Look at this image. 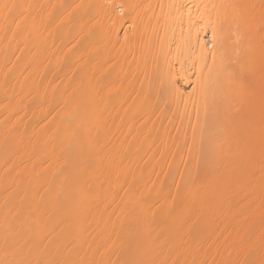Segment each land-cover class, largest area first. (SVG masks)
Here are the masks:
<instances>
[{"label": "rangeland", "instance_id": "obj_1", "mask_svg": "<svg viewBox=\"0 0 264 264\" xmlns=\"http://www.w3.org/2000/svg\"><path fill=\"white\" fill-rule=\"evenodd\" d=\"M108 1V2H107ZM110 1H112L113 3H111L110 4ZM116 1V2H115ZM95 0V1H91V0H25V5H26V3H27V5L25 6L26 8V10L24 9V11H22V15H23V17H24V19H26L23 23H24V27L26 28V29H24V27H23V30H24V32H25V36H26V38L25 39H23V41H22V39H21V36H20V39H16L15 41L17 42V40H19V41H21V43H22V45H21V43L19 44L18 43V45L20 46H26V47H24V48H26V55H25V58H22V57H24V56H22V55H24V53H22V57L21 56H17V54H19V52H17V50L14 48V52H13V50H11V49H13L12 48V44L11 45H6L7 43H10L11 41H10V39L11 40H14L16 37V35L14 36H9V35H11V32H12V28H11V26L12 25H14L13 23H11L7 28H6V30L8 31V36L10 37H8L9 38V40H8V38H6V41H5V38H4V40L3 41H1L0 42V48L2 49V51H1V49H0V51H1V53H2V56H1V53H0V57H4V55H3V49H4V47H5V49H6V47H8L7 48V50H6V54L11 50L14 54H12V52L10 53L9 52V54H7L8 56H6V58L8 57H10L9 59L7 58H3L4 59V65H3V70H5L4 71V73L6 72V70L8 71V66H7V64L9 65L10 63L9 62H15L16 61V59H18L19 61H20V59L22 58V62L21 63H23L22 65H25V67H23V68H26V71H28L27 72V75L29 76V79H28V82L27 83H31V81H32V84H30V85H28L29 86V88H32V87H30V86H34L35 84V87H36V89L37 90H39V88H40V90H44L43 89V87H49V88H55L56 86H58V90H62V89H60V88H65V86L68 88V87H70L71 88V86L72 87H74L73 88V90L75 89V87H81L80 85H82V88L85 86V88H88L89 86L88 85H90V91H91V87H94L93 85H95L96 87L98 86V87H100V88H103V90L105 89L104 87L105 86H107V89H108V87H110V86H112V85H114L113 83H116L115 85H117L118 87H120V88H122L121 89V93H120V96L119 97H122V101L120 102L121 104H122V106H121V104L118 106L117 105V109L118 110H115L114 111V116H111V115H113V112L110 114V116H108L109 115V113L107 112V110H109L110 111V109H109V105H107V107H106V104L104 105V107L105 108H103L104 110L106 109V117L104 116V115H102V116H104L105 118H104V122H102L103 120V117L101 116L100 117V115L98 116V115H96V116H94V118H92L93 120H95V121H90V119H91V115L89 116V117H87V119L86 120H89V122L88 121H86L84 118L86 117H84L83 118V121L82 120H80V119H82V118H80V115H77V114H75L74 112V115H77V116H75V118H74V116H73V140H76V137L78 136V139H79V141H81L80 139H81V137H82V140L83 141H85V142H83L84 143V145H85V143L87 142L88 143V145H90V141H89V139H87L88 138V136L89 135H91V137H92V134H91V132H92V127H91V125L92 126H94V129H95V127H101L100 125H102V127L104 126H106L104 123L107 121V119L108 118H114V119H112V122L114 123V124H117L118 125V123H120V120H121V118L122 117H124V118H122L123 120L124 119H126L127 118V120H125L124 122H123V120H122V124H120L119 126H120V128H122L124 125H125V127H124V129H126L127 128V126H126V124H128V126L130 125L129 124V122H131L132 120H131V118L133 119V121L131 122L132 124L133 123H135L134 122V119H137L138 118V120H142V122L143 123H145V120L147 121V119L149 118V120H155V123L153 122L152 123V126H153V130H152V128H151V130L152 131H150V133H148L149 135H147V134H145L144 135V137L146 136V137H150V136H152L153 138H155V136L153 135V134H156V133H154V132H157V135H163V137L161 138V139H163V140H161V143H162V141L164 142L167 138H168V140L170 141V139L172 140L171 141V143H170V146H171V144L172 145H174V146H172L171 148H169V149H167V146L166 147H164V148H162V147H160L161 145H160V142H158V139L160 138V137H158V136H156L157 138L155 139L156 141H154V140H152V141H154L156 144H159V146H157V148H156V150H155V154H154V156H153V158H155L154 159V162H152V164H151V166H147V164L146 165H143L144 164V162H141V160H139V162H141V163H139V162H136V164L137 163H139V165H138V167H136L137 165L135 164V160L133 159V161H131V162H134V164H135V167H134V165H132V167H131V165L129 166H127V164H125V165H123V167L121 166V168L122 169H119L118 170V172H117V176L115 175V178L117 179V177L119 178V180L120 179H122L123 177H125L126 176V174L124 175V173L126 172H128L127 173V178L125 177V178H123V179H129L130 177L128 176V175H132V176H134V174H136L137 176L138 175H140V172H141V170H142V167L143 166H145V167H147L146 169L148 170V167H150L149 168V170L148 171H153V169H154V171L151 173V174H153V177L156 175V174H158V173H156L155 174V172H156V170H158L160 167V170H161V172H163L162 174H161V172L159 173V175H158V177H157V175H156V177L157 178H154L155 180H156V185H155V187L157 188V190L158 189H160L161 191H163L164 189L167 191V192H165V190H164V192H163V196L166 194H168V195H170V196H168L167 195V197L166 196H164V197H161V199H160V196H161V193L160 192H158L156 195H160L158 198L159 199H157L156 198V196H154L152 193H154V192H151V194L150 195H153L155 198L153 199L152 198V200L154 201V202H151L152 200L150 199H148L149 201V203H151L150 204V207L149 208H151L152 207V209H156V207H157V209L158 210H160V211H158V213L156 214V216H155V213L153 214V212H151L152 214H153V217H151L152 216V214L149 212V214L148 213H146V215H145V213H143L146 217H144V215H142L141 216V214H140V216L142 217H140V216H138V213L136 212V209L135 210H133V207L131 206V205H128V206H131V210H133V211H135L136 213H137V215H135L134 213H133V211L131 212V217H130V219L128 220V221H130V222H132V224H133V230H134V232H132V230H130L132 233H131V235H129V240L131 239V241L133 240V243H134V247L136 246V250L134 249V254H137L138 256H140L139 254H143V253H147L148 251H150V252H152V254H150V252L148 253V254H146L147 255V257L149 258H147L146 257V260H145V254L143 255L144 257V262H142L143 264H146L145 262L148 260H150V257L151 256H153V257H157L158 258V256H159V254H160V256H162V254L164 253L166 256L168 255L169 256V259H171V256H172V252L173 253H175L174 251L177 249H174V246H176L174 243H175V241H173V239H175V240H177L178 239V233L176 232V231H178L179 233L182 231L183 232V230H182V228H180L181 230H179V229H175L176 231H173L174 232V234H175V232L177 233L176 235H177V239H176V237L174 238V236H173V232L172 231H169L171 234H172V236H173V239H172V241L174 242V243H170V245L172 246H170L169 245V243L168 242H172V241H169L170 239H171V234L169 235V234H165L166 235V237H164V233H163V231H165L166 229H164V230H162L163 229V226L165 227L166 225V223L164 224V222H167V223H169V220L171 219L170 217H173V220L171 219V221H174L175 219L174 218H176L175 216H179V215H173V216H171V214L173 213V214H176V212H177V210H178V208L180 207H178L177 205H181L182 204V206H184V205H186V202L189 204V207H187V209H189L190 210V212H189V216L191 215V216H194L195 215V213L197 212H199V210L201 209V211L202 210H205V207H203L202 205L204 204V206H205V204H206V202H205V199L208 201V199L209 198H211L210 199V204H212L211 203V200H212V202L214 203V206H215V204L217 205L218 204V206L217 207H219V202H220V204H221V206L219 207V208H221L222 206H223V208L224 207H226V208H224L225 210H223V209H219L220 211V213L218 212V217L220 218V220L222 219V221H224L225 220V222L226 221H230V223L231 222H233V220H234V222H235V219H236V215H237V217H238V214H235V211H236V213H239V211H240V209H239V211L237 212V210H235V209H237V206H239V203H240V199L238 198V201H237V206H236V208H234V207H232L231 208V201H234L233 199H232V193L230 194V196H231V198H230V196H228L229 195V192L228 191H225V186L226 185H228L229 183H230V181L229 180H227V182H225L226 181V179H225V181H224V176H226V175H224V174H226V173H224L223 175H222V171L220 170V169H222V167H223V164H226L227 166L229 165L230 167H232L233 168V166H237V165H235L236 164V161H237V159L235 160V157H238L239 156V154L241 155V153L244 151V155L243 156H245V154L247 155V158L249 159L248 160V162H249V167H251L250 166V163L252 162V161H254L256 158H258V156H256V152H258V153H261V151H262V149L264 148V144L262 145V143H264V139H263V134H264V0H246V2H244V0H242V2H241V4H245L244 6H245V8H246V10H244L243 9V7H241L240 6V4L238 5V3H240V0H207V2H209V3H207L206 2V0H205V2H206V4L207 5H210V6H207L206 4H205V2H204V4L206 5L205 7L207 8V11L209 12V11H211L212 10V13L211 14H207V17H206V15H205V17L203 18H201L202 20L203 19H205L206 18V20H204V21H207L208 19V22L206 23V24H204V26L202 27V29L201 30H203V29H208V31H207V29H206V32L205 33H208V35H211L213 32H210V30L212 31V29L214 30V34H216L217 35V37L220 39V37H221V39L216 43V44H219V45H217L216 46V44H215V46L213 45L214 43H209L208 42V45H207V52H208V50L210 49V51H212L211 49H213V51L210 53V51L208 52V55H207V53H202L201 54V52H199L198 50H196V47L195 46H193L192 44H191V41H189L188 42V37L190 36V35H194V34H192V31L194 30V32H196V27H194L195 26V24L194 25H191V27L193 26V29H191L190 30V32L188 33V34H190V35H188L187 34V36L188 37H186V38H183V39H181L182 37H181V35L183 36V33H185V31H184V28H182V29H180V30H182V33H180L179 32V30H178V26H177V23L179 22V20L176 18V17H178L179 16V14L182 12V14H180V15H183V16H185V15H187V14H185L187 11H185L184 9L183 10H181L180 11V13H179V11L177 12L178 14V16L175 14H173L172 15V12H171V14H170V11H172V8H171V10H170V8L169 9H167L166 7H169L168 5L165 7V6H163V7H161V8H158V6L160 7L161 5V3L159 4L158 3V0H151L152 2L150 3V0ZM117 1H118V3H117ZM149 1V3H147ZM236 1H238L237 3H236ZM252 1V2H251ZM95 2H98V3H95ZM106 2V4H108V5H111V6H109V8L111 9V10H115V12H117L118 14V16H119V18H117L116 19V21L115 20H108V19H106V17H104V16H106L105 14H103L102 15V12H101V8L99 9V7L98 6H100L101 7V5L102 4H104ZM121 4H120V3ZM157 2V3H156ZM159 2H161V1H159ZM250 2V3H249ZM256 4H255V3ZM102 3V4H101ZM213 3V4H212ZM263 5H262V4ZM113 4V5H112ZM151 4H153V5H151ZM155 4V5H154ZM158 6H157V5ZM212 4V5H211ZM234 4V5H233ZM247 4H249V5H247ZM254 4H255V6H254ZM119 5V6H118ZM250 5H252V6H250ZM241 8H240V7ZM248 6H249V11L251 12L252 10V12L250 13L248 10H247V8H248ZM261 6H263V7H261ZM113 7H114V9H113ZM211 7H213V9H218V10H215L216 12H218V11H220V12H218V13H215V11H213V9L211 8ZM216 7H218V8H216ZM220 7V8H219ZM226 8V9H223V10H221L222 8ZM252 7V8H251ZM260 7V8H259ZM108 8V9H109ZM211 8V9H210ZM237 8L239 9V11L237 10ZM259 8V9H258ZM261 8H262V11H261ZM108 9H106V11L108 10ZM165 9H167L166 11H165ZM236 9V10H235ZM242 9H243V12L241 13V11H242ZM162 10V11H161ZM255 10H256V12H255ZM164 11V12H163ZM185 11V12H184ZM238 11V12H237ZM248 11V12H247ZM100 12H101V15H100ZM165 12H166V14L168 15V14H170V15H172V16H170V20L171 21H173V24H172V22H171V24L168 22H165V23H167V24H170V26L169 25H166V27L168 28H165V23H163V21H162V23H163V25H162V23H160V21L163 19L164 21H165ZM169 12V13H168ZM193 12L195 13L196 12V15L197 16H199V15H201L200 13H198V11L197 10H195V9H193L192 10V12H191V15L193 16ZM216 14V16H217V19H216V16H214L215 14ZM222 12V14H220ZM240 12V13H239ZM255 13V16H254V13ZM261 12V13H260ZM245 14V15H244ZM252 14H253V16H252ZM26 15H27V17H26ZM189 16V18H192V16ZM236 15L238 16V18L236 17ZM121 16V17H120ZM169 16V15H168ZM174 16V17H173ZM210 18H209V17ZM213 16V17H212ZM235 16V17H234ZM242 16V17H241ZM26 17V18H25ZM218 17H219V19H218ZM244 17V18H243ZM253 17L255 18V21H254V19H253ZM176 18V19H175ZM208 18V19H207ZM215 18V19H214ZM236 18V19H235ZM258 18V19H257ZM120 19V20H119ZM174 19L177 21H175L176 22V24L174 25ZM212 19V20H211ZM244 19V20H243ZM247 19V20H246ZM159 20V21H158ZM231 20V21H230ZM252 20V21H251ZM121 21V22H120ZM215 23H214V22ZM251 21V22H250ZM118 22V23H117ZM154 22H156V25H154L155 23ZM212 24H211V23ZM250 22V23H249ZM255 22V23H254ZM117 23V24H116ZM157 23H160V27L157 25ZM243 23V24H242ZM254 23V24H253ZM26 24V25H25ZM112 24H115V25H113V27L115 28V27H117L118 26V28H115V30H117V33L119 34V38H118V41H115V44L114 43H111L112 42V40L110 41H108V43H111V44H108V43H106V41H105V32L106 31H108L109 29H111V26H112ZM120 24V25H119ZM211 24V25H210ZM236 24H238V26L236 25ZM250 24V25H249ZM253 24V25H252ZM256 24V25H255ZM173 25V26H172ZM179 25V24H178ZM210 27H209V26ZM213 25V26H212ZM216 25H217V27H216ZM245 25V26H244ZM156 26V27H155ZM172 26V27H171ZM177 28H176V27ZM197 26V25H196ZM208 26V27H207ZM212 26V27H211ZM231 26H232V28H231ZM239 26L241 27V28H239ZM244 26V27H243ZM120 27V28H119ZM159 27V28H158ZM164 27V28H163ZM214 27V28H213ZM236 27H238L239 29H236ZM160 28H162V29H160ZM170 28H172L173 29V31H172V29H170ZM175 28H176V30H175ZM179 28H181V26L179 27ZM215 28L217 29V28H219V29H217V30H219V31H217V32H215ZM225 28V29H224ZM235 28V29H234ZM166 29V30H165ZM231 29V30H230ZM11 30V31H10ZM165 30V31H164ZM169 30V31H168ZM230 30V31H229ZM234 30V31H233ZM7 31H6V34H7ZM156 31L158 32V33H156ZM160 31V32H159ZM161 31H163V32H161ZM184 31V32H183ZM204 31V30H203ZM226 31L228 32V33H226ZM9 32H10V34H9ZM167 32H169V33H167ZM171 32V33H170ZM197 32H198V30H197ZM231 32V33H230ZM27 33V34H26ZM155 34V36H154V34ZM165 33V34H164ZM166 33H167V35H166ZM177 33H179V35H180V37H179V35L177 34ZM211 33V34H210ZM219 33V34H218ZM225 33H226V35H225ZM161 34H163V37H161L162 35ZM170 34V35H169ZM228 34V35H227ZM37 35V36H36ZM178 35V36H177ZM184 35H186V33L184 34ZM222 35V36H221ZM253 35V36H252ZM27 36H28V38H29V41H26V42H24V40H28V38H27ZM34 36V37H33ZM121 36V37H120ZM153 36H154V38H153ZM14 37V38H13ZM36 37V38H35ZM165 37V38H164ZM183 37H185V36H183ZM224 37V38H223ZM231 37V38H230ZM253 37V38H252ZM13 38V39H12ZM19 38V37H18ZM35 38V39H34ZM150 38L152 39L151 41H150ZM163 38V39H162ZM190 38H191V36H190ZM34 39V40H33ZM159 39V40H158ZM162 39V40H161ZM165 39H166V41H165ZM187 39V40H186ZM226 39V40H225ZM117 40V39H116ZM155 40V41H154ZM160 40H161V43H160ZM170 40V42H168ZM121 41V42H120ZM148 41V42H147ZM176 41V42H175ZM179 41V42H178ZM180 41H182V42H180ZM184 41V42H183ZM187 43H186V42ZM206 41H207V39H206ZM221 41V42H220ZM2 42H5V46H4V43H3V46H2ZM7 42V43H6ZM27 45H26V44ZM147 45H146V44ZM152 44V45H150V44ZM191 44V46L189 45V44ZM17 44V43H16ZM155 44V45H154ZM176 44H178V46H179V48H178V46L176 45ZM182 44V45H181ZM184 44H185V46H184ZM222 44V45H221ZM225 44V45H224ZM18 45H15V46H18ZM108 45V46H107ZM111 45H113V46H111ZM157 45V46H156ZM159 45V46H158ZM161 45V46H160ZM167 45V46H166ZM20 46V47H21ZM28 46V47H27ZM150 46V47H149ZM153 46H154V48H153ZM175 46V47H174ZM183 48H182V47ZM220 46V47H219ZM223 46V47H222ZM3 47V48H2ZM9 47H11V49H9ZM107 47V48H106ZM113 47V48H112ZM149 47V48H148ZM161 48V49H159V48ZM185 47V48H184ZM196 50V51H198V53L197 52H195L194 51V49ZM212 47V48H211ZM216 47V48H215ZM217 47H219L218 49H217ZM222 47V48H221ZM109 48H110V50H109ZM152 48L154 49V50H152ZM169 48V49H168ZM173 48V49H172ZM9 49V50H8ZM113 49V50H112ZM177 49V50H176ZM215 49H216V52H215ZM219 49H221V50H219ZM239 49V50H238ZM246 49V50H245ZM18 50H20V49H18ZM5 51V50H4ZM8 51V52H7ZM161 51V52H160ZM222 51V52H221ZM169 52V53H168ZM186 52H187V54H186ZM233 52V53H232ZM5 53V52H4ZM17 53V54H16ZM165 53V54H164ZM200 53V54H199ZM210 53V54H209ZM16 54V56H17V58L14 56ZM105 54H107L108 55V57H107V55H105ZM163 54V55H162ZM179 56H178V55ZM181 54V55H180ZM205 54V55H204ZM236 54V55H235ZM161 55V56H160ZM174 55V56H173ZM182 55H184V56H182ZM213 56V58H212V56ZM218 55V56H217ZM107 58H106V57ZM109 56H111V57H109ZM112 56L114 57V58H112ZM178 56V57H177ZM181 56V57H180ZM187 56V57H186ZM12 57H13V59H12ZM20 59H19V58ZM175 57V58H174ZM14 58H16V59H14ZM109 58V59H108ZM112 60H111V59ZM2 59V58H1ZM23 59H26V60H23ZM180 59H181V61H180ZM6 60V61H5ZM13 60H15V61H13ZM108 60V61H107ZM214 60H216L215 62H214ZM18 61V62H19ZM194 61V62H193ZM199 61V63L197 64V62ZM7 62V63H6ZM19 62V63H20ZM27 62V63H26ZM108 62V63H107ZM179 62H181V63H179ZM183 62V63H182ZM190 62V63H189ZM210 62V63H209ZM214 62V63H213ZM17 63V62H16ZM25 63V64H24ZM185 63V64H184ZM189 63V64H188ZM12 64V63H11ZM15 64V63H14ZM27 64V65H26ZM111 66H109V65ZM115 65V67H116V69H115V67H114V65ZM178 64H180V66L182 67L183 66V68L181 69V67L180 66H178ZM211 64H212V66H211ZM13 65V64H12ZM19 64H16V66H18ZM22 65H21V67H22ZM112 65H113V67H112ZM185 65V66H184ZM207 65H210V66H207ZM7 66V67H6ZM10 66L11 65H9V68H10ZM196 66H199V67H197L196 68ZM201 66V67H200ZM204 66H206V67H204ZM6 67V68H5ZM178 67H179V69H178ZM220 67H221V69H220ZM108 68H109V71H107L106 72V70H108ZM208 68V69H207ZM212 68V69H211ZM10 69H12V68H10ZM181 69V70H180ZM197 69H198V71H197ZM207 69V70H206ZM114 70V71H113ZM193 70V71H192ZM200 70V71H199ZM205 70V71H204ZM209 70V71H208ZM212 70V71H211ZM184 72V74H183V72ZM188 72V73H186V72ZM202 71H203V73H205L204 75L205 76H207L206 78H208V79H205V81H204V75L202 74ZM207 71V72H206ZM220 71V72H219ZM3 72V71H2ZM11 72H13L12 70H11ZM29 72H32V73H30V75L28 74ZM180 72H182L181 74H180ZM195 72V73H194ZM199 72H200V74H201V79H202V84L203 83H205L203 86H201L200 88H199V84L197 85V87L195 88L194 86L196 85H194V83H192L193 81H195V79L197 78V77H199L200 76V74H199ZM214 72V73H213ZM7 73V72H6ZM5 73V75H8V74H6ZM9 73V72H8ZM86 73H88V75L86 74ZM107 73V74H106ZM112 73V74H111ZM163 73V74H162ZM167 73H168V76H167ZM198 73V74H197ZM210 74V76H208V74ZM32 74H34V75H32ZM111 74V75H110ZM173 74V75H172ZM195 74V75H194ZM197 74V75H196ZM220 74V75H219ZM161 75H162V77H164V79H162V78H160L161 77ZM164 75V76H163ZM180 75V76H179ZM182 75V76H181ZM185 76V78H184V76ZM188 75V76H187ZM213 75V76H212ZM217 75V76H216ZM219 75V76H218ZM34 76V77H33ZM107 76V77H106ZM171 76H172V78H171ZM190 76V77H189ZM33 77V78H32ZM91 77V78H90ZM114 77V78H113ZM169 77H170V79H169ZM181 77V78H180ZM187 77V78H186ZM192 77V78H191ZM94 78V79H93ZM110 78V79H109ZM111 78H113V79H111ZM169 79L168 80V82L166 81L167 79ZM193 78H195V79H193ZM217 78V79H216ZM90 81H89V80ZM176 79V80H175ZM179 79V80H178ZM184 79V80H183ZM187 79H190V80H188L187 81ZM211 79V81H209ZM238 80V81H235V80ZM108 80H110V81H108ZM161 80H162V82H161ZM163 80L165 81V84H164V82H163ZM181 80V81H180ZM183 80V81H182ZM197 80V79H196ZM207 80V81H206ZM223 82H222V81ZM79 81V82H78ZM170 81V82H169ZM176 83H175V82ZM209 81V82H208ZM213 81H214V83H213ZM182 82V83H181ZM185 82V83H184ZM207 82V83H206ZM217 82V83H216ZM235 82V83H234ZM239 82V83H238ZM90 83V84H89ZM184 83V84H183ZM188 83V84H187ZM239 84V86L237 85V84ZM71 86H70V85ZM108 84H110V85H108ZM161 84V85H160ZM164 84V85H163ZM179 86H178V85ZM207 84V85H206ZM44 85V86H43ZM47 85V86H46ZM55 85V86H54ZM65 85V86H64ZM76 85V86H75ZM163 85V86H162ZM171 85V86H170ZM235 85H237V86H235ZM53 86V87H52ZM59 86H60V88H59ZM102 86V87H101ZM132 86V87H131ZM165 86V87H164ZM232 86H234V87H232ZM124 87V88H123ZM156 87V88H155ZM158 87H160L161 88V90L162 91H160L159 93H158V90H159V88ZM233 89H232V88ZM28 88V89H29ZM131 88V89H130ZM158 88V89H157ZM191 88V89H190ZM203 88H204V90H203ZM237 88V89H236ZM57 89V88H56ZM124 89V90H123ZM157 89V90H156ZM178 89V90H177ZM198 89V90H197ZM46 90H48V89H46ZM126 90V91H125ZM193 90H195L194 92H193ZM201 90V91H200ZM110 91V90H109ZM190 91V92H189ZM198 91V92H197ZM59 92V91H58ZM61 92V91H60ZM63 92L65 93V89L63 90ZM74 92V91H73ZM76 92H77V89H76ZM111 93L113 92L112 90L110 91ZM109 92V93H110ZM115 92V91H114ZM162 92V93H161ZM181 92V93H180ZM200 92H202V95L200 94ZM62 93V92H61ZM108 93V94H109ZM188 93L190 94V95H188ZM194 93V94H193ZM60 94V93H59ZM63 94V93H62ZM62 94H60L59 95V100L61 101V103H62V100H61V98L62 97H64V96H62L61 97V95ZM90 94V92H89V94L87 95V96H89V97H85V95H84V98H88V99H86V100H88V103H92L93 104V102H92V100H91V97H92V99H93V96ZM107 95V93H105V97L107 98V99H109V97L111 96H113L114 94H112V95H109L108 97L106 96ZM121 95H123V96H121ZM179 95V96H178ZM66 96H68V95H66ZM73 96H74V94H73ZM77 96V95H76ZM103 96H104V94H103ZM127 96V97H126ZM201 96V97H200ZM110 97V98H111ZM168 97H170L169 99H167ZM176 97H177V100H175L176 99ZM84 98H82V99H84ZM90 98V99H89ZM155 98H157V99H155ZM166 98V99H165ZM76 99V98H75ZM112 99V98H111ZM121 99V98H120ZM119 99V100H120ZM164 99V100H163ZM170 99H172V100H170ZM86 100H83L84 102H86ZM125 100V101H124ZM151 100H152V102H151ZM153 100H155V101H153ZM168 100V101H167ZM60 101H58L59 102V104H60ZM63 101H64V99H63ZM103 101H105V100H103ZM162 101V102H161ZM170 101V102H169ZM177 101V102H176ZM3 102V101H2ZM80 102H82V100L80 101ZM106 102H107V100H106ZM155 102V104H153ZM157 102V103H156ZM166 102V103H165ZM73 103H74V100H73ZM77 103V102H76ZM151 103V104H150ZM176 103V104H175ZM3 104V105H2ZM58 104V103H57ZM56 104V106L54 105L53 107H57L58 109H60L59 107H61V105H57ZM85 103H83L82 104V106L83 107H81L80 105H79V107L80 108H86L87 106H89V104H85V105H87V106H85L84 105ZM158 104H160V105H158ZM162 104L164 105V106H162ZM171 104V105H170ZM175 104V105H174ZM153 105V107L155 108V110H154V108L153 107H151V108H153L152 110H154V111H152V110H150L151 108L150 107H148V106H152ZM157 105H158V108H157ZM170 107H169V106ZM213 105V106H212ZM0 106H3V107H1L3 110H1V108H0V110H1V118H3V117H5L6 116V118H4V121H5V124L4 125H1L2 124V122H4V121H2L1 122V127H0V131H2V132H0L1 134L3 133V132H8V133H10L11 134V132H10V129L12 128V126L10 127V125H13V127L15 126V125H17V123H19V125H17V128L18 129H21V124L23 125V122H26V120L28 119L27 118V116H26V118L24 117H22L21 116V118L22 119H18L17 117H19V115L18 114H20L19 112H14V110H15V108L13 109V106L14 105H12L11 107H12V109H10V107H9V109H7L6 108V111H5V106H4V103H1L0 102ZM59 106V107H58ZM78 106V105H77ZM77 106H75V107H77ZM85 106V107H84ZM100 107H102L103 105H99ZM99 106H97V107H99ZM109 106V107H108ZM122 107V108H120L119 109V107ZM148 108H147V107ZM156 106V107H155ZM197 106V107H196ZM74 107V108H75ZM79 107H77V109H80ZM91 107V106H90ZM144 107V108H143ZM145 107H146V109H148V110H146L145 109ZM161 107H163L164 109H162V113L160 112V108ZM167 107V108H166ZM169 107V108H168ZM55 109V108H52L51 109V107H50V109H51V113H50V111H48L50 114H51V119H50V114L46 111V108H44L42 111H45V113L43 114L45 117L44 118H42L43 116L40 114L39 116H37L39 119V121H37L36 119H37V117H33L35 120H36V123L34 122L35 120H33V118H29L30 120L32 119L33 121H32V126L34 127V123H35V126H36V124H37V126L36 127H38V129L40 128V127H42V126H44L43 128H47V126L45 127V125H48V127L50 128V126H53V125H51V121L52 120H54L55 118H53V112H54V114L56 113V111H58V109ZM108 108V109H107ZM111 108V107H110ZM115 108V109H116ZM150 108V109H149ZM157 108V109H156ZM205 108V109H204ZM54 109V110H53ZM76 109V108H75ZM75 109H73V111L75 110ZM87 109V108H86ZM85 109V110H86ZM91 109V108H90ZM97 109V108H96ZM122 109V111L120 112V114H119V110H121ZM168 109V110H167ZM172 109H173V111H172ZM222 109V110H221ZM230 109V110H229ZM244 109V110H243ZM10 110V112H11V114H12V111L15 113V115H12L11 116V114H10V112H8L7 113V111H9ZM48 110H49V108H48ZM149 110L150 111H152L153 112V114L152 115H150V113H148L149 112ZM167 110V111H166ZM214 110H216V111H214ZM5 111V113H3ZM18 111H19V109H18ZM113 111V110H112ZM116 111H117V114H116ZM155 111H157V112H155ZM204 111V112H203ZM201 112V113H200ZM221 112V113H220ZM47 113V114H46ZM204 113V114H203ZM243 113V114H242ZM7 114L8 115H10V117L9 116H7ZM48 114H49V116H48ZM116 114V115H115ZM147 114H149V115H147ZM155 114V116H153ZM156 114H157V116H156ZM211 114V115H210ZM249 114V115H248ZM4 115V116H3ZM120 117H119V116ZM122 115H124V116H122ZM190 115V116H189ZM195 115V116H194ZM201 115V116H200ZM209 115L211 116V117H209ZM254 115V116H253ZM3 116V117H2ZM98 116V118L100 117V118H102L101 119V122L99 121V119H97L96 117ZM108 116V117H107ZM148 116H150V117H148ZM242 116V117H241ZM40 117L43 119H41L42 120V122H41V120H40ZM48 117V118H47ZM126 117V118H125ZM148 117V118H147ZM153 117V118H152ZM156 117H157V120H156ZM187 117H189V121H190V124H192V123H195V121H208L207 123V126H206V128L207 127H209V128H207L208 130L206 131V132H210V136H211V138H213L214 137V135H216L214 138H213V140L211 139L210 141L213 143V142H215V143H213L212 145H214V144H216L213 148L216 150H218V148L220 149V147L222 146V147H225V148H223L222 149V147H221V149H220V151H217L216 150V163H215V165L217 164V162H218V164L219 165H216L215 167H214V169H215V179L217 180H215L214 179V181L212 182L211 181V184H212V186L208 183H206L207 184V186H208V188H205V187H207L204 183H201V180L200 181H198V183H196V182H194V181H192L191 183H190V185L192 186V188L190 187L189 188V186L190 185H188L187 186V183L185 184L184 183V185L182 184V183H180L179 181H175V180H178V175L180 174V171H181V169L180 170H178V165H179V167H181V165L185 162V161H183V160H187V159H193V160H191L193 163H194V165H196L195 164V160L194 159H196V163L197 162H199V161H201V160H199V159H197L198 157H196V158H193V157H195V155L193 156V157H191V158H189L188 157V152H186L187 150H188V147H189V143H191V141L190 142H183L182 141V145H183V147L185 148V150H184V148H182V146H181V144H179L178 145V143H179V140H181V137H182V135H178V136H175L176 137V139H178V142L175 140V137H174V141H173V137H170V135H169V133H165V129H163L164 128V126L166 127V129L168 130V128H170L171 126L170 125H172V124H174L176 121H178L179 119L180 120H188V118ZM192 117V118H191ZM204 117V118H203ZM205 117H206V120H205ZM20 118V117H19ZM47 118V119H46ZM80 118V119H79ZM90 118V119H89ZM107 118V119H106ZM117 118V119H116ZM140 118V119H139ZM142 118V119H141ZM145 118V119H144ZM147 118V119H146ZM160 118H161V120H160ZM212 118V119H211ZM242 119V121H241V119ZM250 118V119H249ZM253 118V119H252ZM17 119V120H16ZM25 119V120H24ZM28 119V120H29ZM97 119V120H96ZM120 119V120H119ZM169 119H171L172 121H170ZM240 119V120H239ZM255 119H257V120H255ZM261 119V120H260ZM11 120V121H10ZM20 120V121H19ZM23 120V121H22ZM77 120V121H76ZM115 120L117 121V120H119V121H117V122H115ZM129 120V121H128ZM138 120H136L137 122H138ZM175 122H174V121ZM212 120H214V121H212ZM244 120H246L245 122H244ZM8 121H9V125H8ZM16 121H18L17 123H16ZM22 121V122H21ZM66 122V120H63V122ZM79 121V122H78ZM86 123H85V122ZM128 123H127V122ZM160 123V124H158V122ZM167 121V122H166ZM170 121V124L168 123ZM216 121L218 122L217 124H220L218 127L216 126L217 124H215L216 123ZM222 121V122H221ZM231 121V122H230ZM237 121V122H236ZM13 122L15 123V125L13 124ZM44 122V123H43ZM48 122H50V126H49V124L46 123ZM75 122H76V124L78 125V126H76V124H75ZM90 122H93V123H91L90 124ZM97 122H99L100 124H98ZM108 122H110V120L108 119ZM107 122V123H108ZM112 122H110V123H112ZM141 122V121H140ZM141 122V123H142ZM161 122H162V124H161ZM165 122V123H164ZM172 122V123H171ZM225 122V123H224ZM239 122L241 123V124H239ZM256 122V123H255ZM39 123V124H38ZM42 123V124H41ZM83 124V126H84V130L82 129V128H80V126ZM102 123V124H101ZM109 123V124H110ZM142 123V124H143ZM147 123V122H146ZM145 123V124H146ZM168 123V124H167ZM212 123H214V124H212ZM235 123H237L238 125H240V126H238L237 124H235ZM254 123H255V125H254ZM7 124V125H6ZM62 124H65V123H62L61 122V124H60V126L62 127ZM81 124V125H80ZM108 124V127H106V130H104V134L105 135H107L106 133L108 132V129L110 130V128H109V125ZM113 124V125H114ZM124 124V125H123ZM144 124V126H146ZM154 124V125H153ZM199 124V123H198ZM226 124V125H225ZM250 124V125H249ZM88 125V126H87ZM90 125V126H89ZM96 125V126H95ZM111 125L113 128V130L112 131H109V132H111V134L113 135V133L112 132H114L115 130H117V129H119V127L118 126H116V125ZM121 125H123L122 127H121ZM155 125H157V127L159 126V125H161V127L159 126L158 128L155 126ZM164 125V126H163ZM168 125V126H167ZM211 125V126H210ZM223 125V126H222ZM231 125H233V126H231ZM243 125V126H242ZM249 125V126H248ZM259 125V126H258ZM10 127V129L9 130H7L9 127ZM20 126V127H19ZM40 126V127H39ZM59 126V127H60ZM66 126H68L67 125V122H66ZM82 126V127H83ZM86 126L88 127V128H86ZM155 126V127H154ZM173 126V125H172ZM214 126H216V129H215V127ZM238 126V127H237ZM252 126V127H251ZM253 126H256V127H253ZM2 127H4L5 129V131H3L2 129ZM76 127V128H75ZM78 127H79V129H78ZM103 127V128H104ZM116 127H118V128H116ZM226 127V128H225ZM234 127V128H233ZM239 127H240V129H239ZM62 128H66L64 125H63V127ZM108 128V129H107ZM115 128V129H114ZM154 128L157 130H154ZM190 129H189V132H191V126L189 127ZM192 128H193V126H192ZM212 128L214 129V130H212ZM242 128V129H241ZM249 128V129H248ZM251 128H252V131H250L251 130ZM257 128V129H256ZM260 128V129H259ZM60 129V128H59ZM78 131H77V130ZM89 129H92L91 130V132L90 133H88L87 134V132L88 131H90ZM160 129H161V131H160ZM227 129V130H226ZM232 129V130H231ZM235 129H236V131H237V133H236V131H235ZM238 129V130H237ZM247 129H248V133H247ZM66 130V131H65ZM63 132H64V135L63 136H66V137H68L69 138V140L67 139V138H65V143H66V141H67V144H65L64 145V147L62 148V151L64 150H68L69 149V145L71 144H69L68 145V143L69 142H72V138H71V135H72V132H71V130L67 127L66 129H65ZM68 130V131H67ZM120 130H122L123 131V129H120ZM212 130V131H211ZM220 130V131H219ZM229 130H231V131H229ZM246 130V131H245ZM16 131V130H15ZM19 131V130H18ZM18 131H16V132H18ZM62 131H57L55 134H60V132L63 134V132ZM80 131L82 132V133H84L85 135H86V137H84L83 138V136H85L84 134L81 136V135H77L78 133L80 134ZM118 131V130H117ZM121 131V132H122ZM158 131H160V132H158ZM214 131V132H213ZM243 131H245V133L243 132ZM249 131H250V133H249ZM259 131H260V133L262 134V137H261V134L259 133ZM15 132V133H16ZM65 132H66V134H65ZM67 132H68V134H67ZM70 132H71V135H70ZM74 132H76V135L74 134ZM78 132V133H77ZM152 132H153V134H152ZM162 132V134H160ZM189 132H188V135H189ZM194 132V131H193ZM193 132H191V134L193 133ZM197 132H198V129H197ZM224 132V133H223ZM231 132V133H230ZM242 132V133H241ZM251 132H253V133H251ZM19 133V132H18ZM18 133H16V134H18ZM117 133H120V132H117ZM196 133V132H195ZM228 134V135H225V134ZM233 133V134H232ZM247 133V134H246ZM0 134V135H1ZM9 134V135H10ZM116 134V133H115ZM140 134V133H139ZM138 134V135H139ZM171 134V133H170ZM207 134V133H206ZM234 134H236L235 136H234ZM244 134H245V136H244ZM255 134V135H254ZM4 135H5V133H4ZM9 135H5V136H8V138H5V141L7 142V139L9 140ZM61 135V134H60ZM118 135V134H117ZM115 136L114 135V138H116V137H118L117 139H121V138H119V136ZM141 136H143V133L142 134H140ZM139 135V137H138V139H136V138H132L131 137V139H133V141L135 142V140H136V142L134 143L133 141V143L137 146H135V145H133L132 144V146L133 147H135V148H137V149H139L138 148V145L137 144H139V142H146V141H148V140H150L151 138H143L142 137V139H145V140H141V136ZM168 135V136H167ZM241 137H239V136ZM251 135H253V136H251ZM2 136H3V134H2ZM1 136V137H2ZM4 136V137H5ZM11 136V135H10ZM12 136H14V134H12ZM38 136H39V140H40V142H39V140L37 141L36 139H38ZM54 136V137H53ZM62 136V137H63ZM75 136V137H74ZM79 136H81L80 138H79ZM167 136V137H166ZM179 136H180V138H179ZM231 136H232V138L234 137V139H232L231 138ZM247 136V137H246ZM251 136V138H249ZM257 137L256 139L257 140H260V142L258 143V141H256V139L254 138V137ZM260 136V137H259ZM1 137H0V140H1ZM4 137H2V139L4 138ZM15 137V136H14ZM27 137V136H26ZM35 137V139L33 138V136L31 137L30 136V138L31 139H27V138H25V139H27V141H26V143H22L21 142V144H23L24 145V147H22V149H23V151H22V149H20V150H17L16 152H15V155L13 154V156H9L10 157V159H8V160H6V161H4L3 159V161H0L2 164H1V166H0V175H2V183L0 182V184H1V186H2V192L4 191V190H6V191H4L3 192V194L1 193V191H0V211L2 212V215L4 214V211H6L5 212V215L7 216H5L4 215V217L3 216H0L1 217V219H0V221L2 220V223H0V224H3V225H0V238H1V236H2V240L0 239V264H6L7 263V261H8V263L7 264H21L20 262H24V261H22L23 260V258H24V260L26 259V258H29V259H31L32 260V258H34L35 259V256H34V254H35V252H36V249H38V248H36V247H38V246H42V249L41 250H43V252H44V254L42 253V251L40 252L39 250L40 249H38L37 250V254H39V253H42V254H39V255H37L36 254V257L38 256V257H40V258H36L35 259V261H33V263L34 264H42V262H43V260H45V262L44 263H47V261H49V259L51 260V261H49L50 263H53L54 262V264H55V262H56V264H61V262L63 261L64 263L66 262V264L68 263L67 261H70L71 262V259H69V260H65L64 261V256H63V250H64V248H65V246H66V241L65 240H62V239H64L65 237L67 238V239H70V240H74L75 239V241H76V243L78 242V245H79V248H82L83 249V247H84V244H82V243H88V241H90V239L93 241V240H98V238L100 237L103 241H104V236H107V238H106V241H105V245H107V246H105L107 249H108V251H110L111 249H112V251L110 252V253H108V254H110L109 256H111V258L110 259H113V258H117V256L119 257V253H120V251L119 250H117V249H119L118 247H120V245L117 243L118 241H119V239H117L116 241H114L116 238H117V236L119 235V232H120V234H121V232L122 231H120V230H122V228H121V226H122V224L124 223V221L125 220H121V218L119 219V214H121V213H119V209H123L122 210V212L123 213H125L126 212V210H127V208L129 209V207L127 206V208H120V206H121V204L123 203H117V197L116 196H114V193H112V195L113 196H111L110 194H108V193H111V188H110V190L109 189H104V191H102L103 192V196L104 197H102V195L100 196V198H97V200L95 201V202H92L91 201V203L93 204V206L91 207V208H94V209H91L90 207H88L89 206V203H88V205H87V203H82V201H86V195L85 196H83V198H82V195H84V191L83 190H85L86 189V185H88V183H90V181H92L93 183H91L92 185L91 186H88V190L90 189V192L92 191V189L94 190V188H96V186H98V185H96V184H99L100 183V179H98L97 177H98V175H99V177L101 176V178L102 179H105V180H102L104 183L106 182V179L107 180H109V181H111V177L109 178V176L112 174L111 172L112 171H110V172H107V171H109V170H107V167L109 166H105V165H103L104 163H103V161H102V163H101V160L100 161H94V163H92V161L91 162H89V161H87L88 162V165H87V163H86V161H84V160H87V159H85V157H86V155L84 156V154L86 153L87 154V152H84L83 153V151L86 149H84V150H82V153H83V155L81 154V157L79 158V157H77L75 154H77V152L75 151H73V154L76 156H73V159L75 160V159H77V158H79V160H77V161H75L76 163H79V164H83V166L86 164L87 165V167L86 166H84V167H86V172L88 171V167H90V166H93L94 165V168L93 167H90L91 168V170H89L88 172H90V171H92V172H90V173H92L91 174V177H90V173L88 174V172H87V176H85L86 175V173H84V175H83V171H77V172H75L76 174L78 173V172H80V174L81 175H83V177H86L85 179L84 178H82V176L81 175H76V178L77 179H75V180H77V181H75L74 179V182L77 184H81L82 182V184L83 185H81V186H84V181H86V179H87V184H85V188L83 187V192H82V195H81V193H79V191H81V189H80V186H79V191H78V193H79V196H80V198L81 199H83V200H81V203L79 202L78 203V201L80 200V198H78L79 200L78 201H76V199H74V197H76V196H73V199L75 200L74 202H77L78 203V205H75V203H73L74 204V207L76 208V207H79L78 208V210L77 211H80V212H86V210L87 211H90V212H88V213H90V215H92L93 213H94V210H95V213L97 212L98 214H101L102 213V211H103V213L101 214V215H98L97 213L94 215V219H92V218H90V220H93L94 222H95V220L98 222L97 223V227H94L93 229H91V227H90V225H86V229H84L85 228V226H84V221H81V220H83L81 217L79 218V219H81V220H79L78 218H76V217H74L75 216V214H73L72 213V217H70L69 215L71 214L70 213V208L73 210V209H75L74 207H73V204L71 203V201L69 202V200H68V202H60V203H63V204H59V202L58 203H56L55 204V200H58V198L62 195V194H59V196L57 197V199L55 198V196H54V198H50L51 197V193L53 194L54 193V195H56L55 194V192H56V190L58 189V190H60V189H62V187H63V185L64 186H66L67 188L65 189V187H63V192L65 193L66 191H68L69 190V184H67V180L66 179H63V177H59L58 176V173H57V171L59 170V168H60V164L61 163H59L60 161L62 162V160H65L66 159V157H65V155L67 154V153H65V154H63V156L65 157V159H64V157L63 156H60V158H58L59 159V161H58V159L56 158L55 159V161L53 162V164L51 163V165L53 166L52 168L49 166L50 165V162L51 161H53V159L55 158L54 156H53V154L52 153H47V154H51L52 155V158H50V157H47L49 160L47 161V158H45L46 156H45V154L46 153H44L45 152V150H44V147H41L42 146V144L44 143H42V144H40L41 143V141H44L43 139H42V136H40V135H37V136H34ZM52 137L54 138V139H57L56 137H55V135H52ZM51 137V138H52ZM57 137H59V135L57 136ZM185 137H187V138H185V139H183L182 138V140H185V141H188V140H190V139H192V137H190V135L189 136H187L186 134H185ZM245 137L247 138V139H249L250 141L248 142V140L247 139H245ZM253 137V138H252ZM259 137V138H258ZM64 138V137H63ZM75 138V139H74ZM94 138H96V137H94ZM125 138V140L124 141H121V140H123ZM152 138V139H153ZM164 138H166L165 140H164ZM190 138V139H189ZM221 139V141H220V139ZM223 138V139H222ZM227 138H228V140H227ZM240 138V139H239ZM261 138V139H260ZM10 139H12V137L10 138ZM53 139V140H54ZM59 139H60V137H59ZM77 139V140H78ZM103 139V138H102ZM112 139V138H111ZM116 139V140H117ZM123 139H121V140H119V142H120V144L118 143V142H116L115 144H117V146H120V148H121V150H119L120 152L122 151V153H124V149H122V148H127V150H125V152L126 151H129L130 153H128V152H126V153H124V154H126V157H128L129 155H131V154H134L135 152H132L131 153V151H133V150H135V148L134 149H132L133 147H130V148H128V146H130V144H128L127 143V141L126 140H128L127 139V137H123ZM130 139V137H129V140H131ZM148 139V140H147ZM188 139V140H187ZM237 139H239V140H237ZM242 139V140H241ZM247 140V142H245V140ZM4 140V139H3ZM34 141L33 143H32V141ZM52 140V139H51ZM71 140V141H70ZM88 140V141H87ZM91 141H93L94 142V140H96V139H90ZM104 140H105V138H104ZM107 140H109V137H108V139H106L105 140V142L107 141ZM114 141H115V139H113ZM128 140V141H129ZM159 140V141H160ZM230 140H232V141H230ZM235 140H237V142L235 141ZM254 141V142H256V144L258 143V145L260 144V145H262L261 146V150H259L260 149V145L258 146V145H256L254 142H253V144L251 143L252 141ZM11 141V140H10ZM10 141H8V142H10ZM37 141V142H36ZM118 141V140H117ZM151 141V142H152ZM226 141V142H225ZM238 141H241L242 142V144H244V142L245 143H249L250 145H252L251 147H250V145H246V144H244V145H242L241 146V143H239L238 144ZM244 141V142H243ZM2 142H4V141H2ZM6 142H4L3 143V145H2V147H3V149H5V147L4 146H7V145H4V144H6ZM27 142H29L28 143V145H27ZM39 142V143H38ZM51 142V141H50ZM53 142V141H52ZM54 142H55V144H56V140H54ZM74 142V144H75V142L76 141H73ZM104 142V141H103ZM104 142V143H105ZM121 142H123V143H121ZM173 142V143H172ZM176 142V143H175ZM227 142H228V144H227ZM232 142V143H231ZM233 142H235V143H233ZM262 142V143H261ZM31 143V144H30ZM35 143V144H34ZM38 143V144H37ZM77 143V142H76ZM106 143H109V142H106ZM110 143L112 144V142L110 141ZM109 143V144H110ZM114 143V142H113ZM126 143H127V145H126ZM154 143V147H156V144ZM231 143V144H230ZM32 144H34L33 146H31ZM36 144H37V146H36ZM73 144V145H74ZM103 144V143H102ZM102 144H101V146H102ZM115 144H112L111 146L113 147V150H114V148H115ZM153 144V143H152ZM211 144V143H210ZM222 144V145H221ZM233 144V145H232ZM235 144L237 145V147L235 146ZM39 145V146H38ZM41 145V146H40ZM87 145V146H88ZM107 145V144H106ZM122 145H125V146H123L122 147ZM140 145V144H139ZM185 145H187V146H185ZM218 145V146H217ZM225 145V146H224ZM227 145V146H226ZM239 145L241 146L240 148V150H239ZM259 148H256V146ZM20 146H22V145H20ZM29 146H31V148H29ZM43 146H44V144H43ZM86 146V147H87ZM103 146H104V144H103ZM102 146V147H103ZM110 146V145H109ZM110 146V147H111ZM117 146H116V149H117ZM232 148H231V147ZM245 146V147H244ZM253 146H255V148L253 147ZM35 147H37V148H35ZM67 147H68V149H67ZM106 147H108V146H105L104 147V149L103 150H105V148ZM110 147H108V150L110 149ZM160 147V148H159ZM169 147V146H168ZM228 147V148H227ZM247 147V148H246ZM33 148H35V149H33ZM43 148V150H42V152L44 153V155L42 156V154H39L38 155V153L41 151V149ZM119 148V149H120ZM174 148V149H173ZM177 148V149H176ZM230 148V149H229ZM238 149V153H235V151H236V149ZM0 149H1V142H0ZM25 149H28V150H25ZM39 149V152H37V150ZM107 149V148H106ZM129 149V150H128ZM136 149V152L138 151ZM158 149V150H157ZM160 149V150H159ZM164 149V151H162V150ZM165 149H166V151L167 152H165ZM181 149H183L184 151H183V153L182 152H180L181 151ZM213 149V150H214ZM251 149V150H250ZM256 149V150H255ZM257 149H258V151H257ZM36 152H35V151ZM108 150L107 151H104L106 154H107V156L110 154V153H112L111 155H113V156H115V155H121V154H118V153H116V154H114L115 152H110L109 154H108ZM111 150V149H110ZM174 150V151H173ZM175 150H176V153H178V151L180 152V153H178L181 157H177L178 159L176 160V156H178V154H176V153H173V154H171L172 153V151L173 152H175ZM214 150V151H215ZM225 150H226V152H225ZM231 150V151H230ZM249 150V151H248ZM255 152H254V151ZM25 151V155H26V153H27V155H26V157H28L29 156V158H25V155H24V158H23V160L22 161H20L18 158L20 157L19 156V154H21V159H22V153ZM29 151H30V153H32V151H33V153H32V155L30 154V155H28L29 154ZM160 151V152H159ZM223 152V153H221V155H220V158L218 159V154H220V153H218V152ZM240 151V152H239ZM247 151V152H246ZM251 151V152H250ZM2 152H3V150H2ZM21 152V153H20ZM119 152V153H120ZM249 152V153H248ZM264 152V151H263ZM0 153H1V150H0ZM36 155H35V154ZM78 153H79V151H78ZM81 153V152H80ZM80 153L78 154V156L80 155ZM162 154V156H161V158H159L160 157V155ZM168 155H166V154ZM186 153V154H185ZM226 153V154H225ZM232 153H235V154H232ZM251 153V155H249ZM254 153H256V154H254ZM46 154V155H47ZM106 154H104L103 155V158L102 159H105V155ZM123 154V155H124ZM163 154L165 155V156H163ZM176 156H175V155ZM185 156H184V155ZM223 154H224V156H223ZM243 154V153H242ZM262 154H264V153H262ZM3 155V153L1 154V156ZM12 155V154H11ZM17 155V156H16ZM49 155H47V156H49ZM70 154H68V155H66L67 156V159H66V162H68V164H69V160H70V158H71V156H72V154L70 155V157H68ZM123 155H121V156H123ZM137 155H139L138 153H137ZM157 155V156H156ZM173 155L175 156V157H173ZM225 155H227V156H225ZM236 155H238V156H236ZM0 156V157H1ZM3 156H5V155H3ZM19 156V157H18ZM41 156L43 157V160L45 161V162H42L41 163V165H39L40 163L39 162H41V161H43L42 160V158H41ZM45 156V157H44ZM112 156V157H113ZM133 156H136V154L135 155H133ZM132 156V157H133ZM188 158H187V157ZM229 156V157H228ZM233 156V157H232ZM250 156V157H249ZM256 156V157H255ZM263 157H264V155H262ZM17 158V160L19 161L18 162V164H17V160H15L14 158ZM38 157H40L41 158V161L39 160L40 158H38ZM63 157V158H62ZM75 157V158H74ZM83 157H84V160H83ZM117 157V156H116ZM124 157V156H123ZM131 157V156H130ZM139 157V156H138ZM145 157V156H144ZM144 157H142V159L144 158ZM157 157V158H156ZM162 157H164L163 159H162ZM169 157H173V159L172 160H176L173 164H172V162L170 161L171 160V158H169ZM184 157V158H183ZM207 157H208V154H207ZM221 157H223V158H221ZM231 157V158H230ZM253 157L255 158V159H253ZM34 158V159H33ZM36 158L38 159V164L35 162L36 161ZM62 158V159H61ZM152 158V159H153ZM167 158V159H166ZM227 158H230L229 160L227 159ZM244 158V157H243ZM245 158H246V156H245ZM247 158H246V160H247ZM252 158V159H251ZM260 158H261V156H260ZM259 158V159H260ZM24 159H25V161H24ZM28 159H30L29 161H30V163H34V164H31L32 166H33V168L31 167V165H30V163H29V161H28ZM51 159V160H50ZM108 159H109V156H108ZM114 159V158H113ZM119 159V157H117V159L116 160H118ZM123 159V158H122ZM127 159L128 158H126V160H125V158L123 159V160H125L126 161V163H128L129 162V159H128V162H127ZM137 159V161H138V158H136ZM139 159H141L140 157H139ZM158 159H160L161 161H163V160H165V164H163L164 166H163V170H162V165H160L161 164V162H160V160H158ZM222 159V160H221ZM226 159H227V161H226ZM233 159V160H232ZM264 159V158H263ZM14 160V162H12ZM34 160V162H32ZM56 160H57V162H58V164H56ZM85 162H83V161ZM131 160V159H130ZM145 161H146V159H144ZM204 160H207V158L205 159L204 158ZM209 160V159H208ZM224 160V161H223ZM245 160V159H244ZM245 160V161H246ZM261 160L262 159H260V162H261ZM47 161V162H46ZM122 161V160H121ZM143 161V160H142ZM171 162V164L174 166L175 165V167H177V172L175 173V171H176V169L174 170L173 168V173H172V178H174L175 177V175L177 176V177H175L174 179H173V182L171 183V184H169L170 182L168 181V183H167V185H166V187H165V185L163 186V185H161V183L164 181V180H166V176L164 177V174L166 175V171L168 170H165V168H168L169 167V165H167L169 162ZM182 161V162H181ZM212 161V160H211ZM233 161V162H235V164L234 163H232V164H230L231 162ZM9 162H12V163H9ZM21 162V163H20ZM64 162V164L66 165V162L65 161H63ZM74 162V161H73ZM100 162V163H99ZM131 162H129L128 164H132ZM157 162V164H155ZM178 162L180 163V164H178ZM248 162H246L247 163V165L244 163L243 164V167L241 168V169H244V170H246L245 168H247V166H248ZM257 162H259V161H257ZM26 165H25V164ZM37 165H36V164ZM48 163H49V165H48ZM54 163H55V166L57 165H60V166H58L59 168L58 169H56V170H54L53 171V169H55V167H54ZM90 163V164H89ZM99 163V164H98ZM146 163V162H145ZM154 163V164H153ZM159 163V164H158ZM204 163H206V161L204 162ZM253 163V162H252ZM262 163V162H261ZM260 163V164H261ZM4 164V165H3ZM6 164V165H5ZM10 164H12L11 166H10ZM16 166H15V165ZM19 164H20V166H19ZM93 164V165H92ZM170 164V163H169ZM178 164V165H177ZM262 164H264V162L262 163ZM13 165H14V167H13ZM21 165H25V166H23V167H21ZM30 165V166H29ZM44 167H43V166ZM48 165V166H47ZM96 165V166H95ZM97 165H98V167H99V165L101 166V167H99V169H98V167H97ZM142 165V166H141ZM153 165V166H152ZM154 165H155V168H154ZM221 165V166H220ZM246 167H245V166ZM46 166V167H45ZM57 166H56V168H57ZM62 166H64L63 164H62ZM61 166V167H62ZM66 166H68V165H66ZM102 166H105V167H102ZM125 166H126V168H125ZM157 166V167H156ZM159 166V167H158ZM220 166V167H219ZM228 166V167H229ZM258 166H259V164H258ZM262 166V165H261ZM7 167V168H6ZM13 167V168H12ZM24 167H25V169H24ZM27 167V168H26ZM31 167V170H32V172H31V170L29 169ZM40 167V168H39ZM83 167V168H84ZM140 167H141V170H140ZM248 167V168H249ZM17 168V169H16ZM23 169V170H25V171H27V170H29V172H30V174H28L29 172L27 171L26 172V174H25V172H23V170H21V169ZM48 168H51L50 169V171H52V173H50L49 172V169ZM89 168V169H90ZM93 168V169H92ZM101 168H103V169H101ZM217 168V169H216ZM231 168V169H232ZM248 168H247V172H248V174H249V172H250V170L248 171ZM18 169H20L19 170V172H18ZM38 169V170H37ZM40 169V170H39ZM85 169V168H84ZM108 169H110V166H109V168ZM127 169V171H125ZM132 169V170H131ZM143 169H144V167H143ZM152 169V170H151ZM172 169H170L169 170V172L170 171H172ZM234 169H235V167H234ZM234 169H232L233 170V173L232 174H234V171H236V170H234ZM259 169H260V171H261V167H259ZM48 170V171H47ZM105 170H106V172H105ZM133 170L134 171H137V173L136 172H134V173H131V172H133ZM159 170V171H160ZM165 170V171H164ZM218 170V171H217ZM264 170V165L262 166V171ZM21 171H22V173H24V174H21ZM33 171H35L36 173L34 174V172ZM38 171V172H37ZM41 171V172H40ZM45 171H46V173H45ZM56 171V172H55ZM97 171V172H96ZM101 171H102V173H101ZM143 171V170H142ZM221 173H220V172ZM259 171V173H261ZM43 172V173H42ZM53 172H54V174H53ZM93 172H94V175H93ZM96 172V173H95ZM121 172H122V175H121ZM139 172V173H138ZM232 172V171H231ZM264 172V171H263ZM263 172L260 174L262 177L264 176V174H263ZM16 173H18V174H16ZM55 173H57V174H55ZM74 173V174H75ZM106 173H107V175H106ZM109 173H111L110 175H108ZM120 173V174H119ZM175 173V174H174ZM217 173H219V174H217ZM237 173H238V171H237ZM244 171L242 172V170H241V172L239 171V173H238V175L240 176L241 174V176H243L244 174ZM258 173V174H259ZM21 174V175H20ZM41 174V175H40ZM44 174V175H43ZM48 176H47V175ZM52 174V175H51ZM95 174L97 175V176H95ZM103 174H105V175H103ZM217 174V175H216ZM247 174V173H246ZM263 174V175H262ZM20 175V176H19ZM29 175H30V177H29ZM32 175H33V177H32ZM39 177H41V180H42V178H43V181H45L47 184H45L46 186L49 184L50 186H53L54 184H56V179H59V181H57V182H59V184H60V186H62L61 188H58V186H59V184H58V186L57 185H55V187L54 188H50V186L48 187H46L45 185H44V183L45 182H40L41 180H40V178L38 179V178H36L37 176ZM42 175H43V177H42ZM52 176L51 178L49 177V176ZM53 175H54V178H53ZM102 175H103V177L104 176H106V177H102ZM135 175V176H136ZM219 175V176H218ZM223 177H222V176ZM236 174H234L233 176H235ZM237 175V180L238 179H241V178H239V176ZM254 175V174H253ZM256 175V174H255ZM22 176H24V177H22ZM35 176V177H34ZM59 178H58V177ZM74 176L75 175H73V178H74ZM94 178H96V179H94ZM108 176V177H107ZM121 178H120V177ZM160 176V177H159ZM163 176V177H162ZM174 176V177H173ZM218 176V177H217ZM244 176H246V177H244L243 179H241L242 181H240V184L241 185H239V184H237V186L239 185V186H242V187H244L243 185H242V183L243 182H245L246 183V181H247V179L248 180H250V182H249V184L250 183H252L251 182V180L254 178V176H248V175H244ZM248 176V177H247ZM16 177H18L17 178V181H16ZM20 177H22L21 179H23V180H20ZM35 178V180L34 179H32V181L34 180L35 182L36 181H38V183L36 184L34 181H33V183L31 182V179H30V181H28V178ZM79 177L80 178H82L83 180H78L79 179ZM49 178V179H48ZM113 178V177H112ZM168 178V177H167ZM169 178H171V177H169ZM172 178L170 179L171 181H172ZM177 178V179H176ZM220 178V179H219ZM221 178H223V179H221ZM226 178H228V175L226 176ZM235 179V183H232V182H234V179ZM233 178H230V180H231V183L234 185H236V182H238L239 183V181H237L236 180V178L235 177H233ZM246 178V179H245ZM250 178V179H249ZM258 178H260L258 175H257V179ZM28 181H26V180ZM37 179V180H36ZM48 179V180H47ZM53 179H55V181L53 180ZM60 179H61V181H60ZM91 179H94V180H91ZM99 180V183H95L96 181L95 180ZM159 179V180H158ZM164 179V180H163ZM245 179V181H243ZM255 179V178H254ZM263 179V178H262ZM261 179V180H262ZM4 180H7V182H9V183H7L6 182V184H5V181ZM21 181V183L22 184H20V181ZM26 182H25V181ZM51 180V181H50ZM63 180V181H62ZM67 181V182H64V181ZM90 180V181H89ZM168 180V179H167ZM220 180H222V181H224L223 182V184H222V182H220ZM12 181V182H11ZM16 181V182H15ZM79 181H81V183H79ZM101 181V182H102ZM112 181H114V180H112ZM109 182V185L108 186H111V185H113L112 183L113 182ZM161 183H160V182ZM229 181V182H228ZM254 181V180H253ZM255 181H257L256 179H255ZM18 182V183H17ZM32 183L31 185V187H29V184L30 183ZM51 182V183H50ZM53 182V183H52ZM55 182V183H54ZM175 182H178V184L180 183V184H182L183 185V188L181 187L182 185H178L177 183H175ZM217 182H220V184L218 183L217 184ZM242 182V183H241ZM13 183V184H12ZM16 183V184H15ZM27 183H28V185H27ZM40 183V184H39ZM68 183H70V182H68ZM107 183V182H106ZM110 183H111V185H110ZM201 183V184H200ZM3 184H4V186H3ZM9 184H11L10 185V187H9ZM20 184V185H19ZM39 184V185H38ZM53 184V185H52ZM63 184V185H62ZM67 184V185H66ZM76 184H73V185H75V187H73V188H76V189H78V186L76 185ZM108 184V183H107ZM155 184V183H154ZM197 184H199V185H197ZM216 184V185H215ZM222 184V185H221ZM224 184H226L225 186H224ZM232 184H229V185H231L232 186ZM247 184H248V181H247ZM246 184V185H247ZM255 184H257L256 182H255ZM254 184V182H253V185H255ZM261 184H262V182H261ZM263 184H264V181H263ZM16 185V186H15ZM24 185V186H23ZM37 185H38V187H37ZM93 185H94V187H93ZM96 185V186H95ZM159 185V186H158ZM173 185H175L174 187H173ZM178 185V186H177ZM197 185V186H196ZM203 185V186H202ZM204 185H205V187H204ZM219 185H221V186H219ZM234 185V186H235ZM245 185V184H244ZM245 185V186H246ZM252 184H250V186H251ZM0 186V187H1ZM5 186H7L8 188H11V186H12V188H16V189H14L15 191H16V193H14L15 191H13V193L12 192H10V191H12L13 189H8L7 187H5ZM14 186V187H13ZM19 186V187H18ZM21 186V187H20ZM36 186V187H35ZM44 187V188H42V187ZM57 186V187H56ZM70 186H72V183H71V185ZM114 186V185H113ZM113 186H111L112 188H113ZM160 186H162V187H160ZM177 186V187H176ZM180 186V188H178ZM185 186V187H184ZM199 186H201V188H199ZM217 186V187H216ZM224 186V187H223ZM249 186V185H248ZM250 186H249V188H250ZM22 187H23V189H22ZM34 187H35V189H34ZM93 187V188H92ZM171 187H173L172 189H170ZM203 187V188H202ZM215 187L217 188V189H215ZM218 187H219V189H220V191H219V189H218ZM252 187V186H251ZM262 188H264L263 186H261ZM5 188V189H4ZM8 190H7V189ZM19 188V189H18ZM27 188H30L29 190L27 189ZM31 188L33 189V190H31ZM41 189L42 191H40L39 189ZM47 188V189H46ZM48 188H49V190L50 191H48ZM55 188H56V190H55ZM177 188L179 189V190H177ZM196 188V190H194V189ZM223 188V189H222ZM245 189L247 188V187H244ZM54 189V190H53ZM76 189H75V191L73 190V192H74V195H77L78 193H77V191H76ZM176 189V190H175ZM184 189H185V191H184ZM192 190V192H190V191H188V190ZM200 189V190H199ZM203 189H205V191H206V193H203V195H201L202 193H201V190H203ZM208 191H207V190ZM213 189H214V191H213ZM21 190V191H20ZM22 190H24V191H22ZM28 190V191H27ZM30 190H31V192H30ZM43 190H45L46 192H44ZM62 190H60V191H57L58 193H62ZM88 190H85V192L86 191H88ZM105 190H106V192H107V195H108V197H107V195H106V192H105ZM159 190V191H160ZM169 190V191H168ZM176 191V193H175V191ZM182 190V191H181ZM218 190V191H217ZM19 191V192H18ZM25 191H27L28 193L30 192V194H31V198H29L30 197V194H28L27 193V195H26V197H27V199H26V197L25 198H23L22 200H21V198L23 197H20V195L19 194H22L21 192H23V194L22 195H24V194H26V193H24ZM48 191V192H47ZM94 191H96V189L94 190ZM109 191V192H108ZM171 191V192H170ZM184 191V192H183ZM199 191H200V193H199ZM204 191V190H203ZM204 191V192H205ZM211 191V192H210ZM217 191V192H216ZM264 191V190H263ZM10 192V193H9ZM37 194H36V193ZM44 193V194H42V195H45L44 197L41 195V193ZM179 192V193H178ZM209 192V194H207ZM215 192V193H214ZM220 192V193H219ZM222 192H224V195H223V193ZM225 192H226V194H225ZM8 193V195L9 194H11L12 193V195H10L9 197L10 198H8V196L7 197H5L4 199H3V197L5 196L4 194H7ZM19 193V194H18ZM33 193H35L34 195H33ZM92 193H93V191H92ZM105 193V194H104ZM190 193V194H189ZM195 194L194 196H195V198L196 197H199V198H201L205 203H203V201L200 199V201H199V199H197L196 198V200H198L199 201V203L200 204H198V202H197V204L198 205H194L193 206V204L195 203V202H193V199L195 200V198L194 197H192V198H190L191 197V195L192 194ZM15 194V195H14ZM19 195L18 197H17V195ZM102 194V193H101ZM181 194V195H180ZM183 194V195H182ZM185 194V195H184ZM188 196H187V195ZM200 194V195H199ZM205 194V195H204ZM215 194V195H214ZM261 194H263L264 195V192L262 193L261 192ZM35 195H36V198H38V197H40V201L42 202V203H40L41 204V206L38 204L40 201H39V199H36L35 198ZM49 195V196H48ZM65 194H63V196H64ZM173 195V196H172ZM190 195V196H189ZM218 195V196H217ZM224 197H223V196ZM25 196V195H24ZM42 196V197H41ZM47 196V197H46ZM63 196H61L62 198H63ZM105 196H106V198H105ZM109 196H111V198L109 197ZM177 196V197H176ZM182 196V197H181ZM184 196H186V197H184ZM208 196H209V198H208ZM211 196V197H210ZM215 196L218 198V203L215 201V200H217L216 198H215ZM219 196H220V198L221 199H219ZM227 197V200H226V197ZM2 197V198H1ZM13 197V198H12ZM20 197V198H19ZM112 197H116L115 198V201H111L112 199H114V198H112ZM175 197V198H174ZM181 197V198H180ZM184 197V198H183ZM236 199H237V197L236 196H234ZM261 197H262V195H261ZM6 198H8V200L9 201H7L9 204H10V199H12V201L15 203H11L10 205L8 204V208H6L7 206L6 205H4V204H6ZM41 198H43V200L41 199ZM48 198H49V200H48ZM89 198V197H88ZM102 198H104V199H102ZM109 198V199H108ZM163 198L164 199H166L165 201H166V204H164L165 202H163V204H162V201H164L163 200ZM185 199L186 198V200H183V199ZM208 198V199H207ZM228 198H230V199H232L231 201H230V199H228ZM234 198V199H235ZM36 199V200H35ZM54 199V200H53ZM61 198H59V200H60ZM155 199H156V201H155ZM176 199H179V200H175ZM222 199H225L226 201H224V200H222ZM15 200V201H14ZM26 200V201H25ZM33 202H32V201ZM48 200V202L50 203V204H48L47 203V206H46V201ZM51 200H53V202H51ZM63 200V199H62ZM99 200H104L103 201V203H102V201H99ZM105 200H108V201H105ZM158 200H161V207L159 206L160 205V203H157L158 202ZM176 202H174V201ZM183 200V201H182ZM195 200V201H196ZM223 202V203H221V201ZM263 202H264V196H263ZM25 203H24V202ZM30 201V202H29ZM66 201H67V199H66ZM181 202V204L179 203V202ZM236 201H234V202H236ZM2 202L4 203L3 205H2ZM17 202V203H16ZM20 202V203H19ZM21 202H23V204H21ZM27 202V203H26ZM36 202H38L37 204L39 205V206H37V204H35ZM86 202H89L88 201V199H87V201ZM97 202V203H96ZM98 202H100V204L98 203ZM105 202L107 203L106 204V207H107V209H106V207H104L103 205H105ZM111 202V203H110ZM145 202V201H144ZM144 202L141 204L142 206L144 205H146V204H144ZM167 202H168V205H167ZM183 202H184V204H183ZM239 202V203H238ZM30 203H33L32 204V207H30L31 205H30ZM45 203V204H44ZM97 204V206H99L98 208H97V206H96V204ZM102 203V204H101ZM110 203V204H109ZM159 206H157L156 204ZM203 203V204H202ZM225 203H226V205H225ZM13 204V205H12ZM20 204H21V206H20ZM42 204H43V206H42ZM70 204H72V206L70 205ZM84 204H86V205H84ZM112 204V205H111ZM114 204V205H113ZM118 204V205H117ZM120 204V205H119ZM123 204H125V203H123ZM155 204V205H154ZM173 204H176V205H173ZM188 204H187V206H188ZM236 204V203H235ZM12 205V206H11ZM14 205H16L15 206V210H14ZM17 205H19L21 208H23L22 210H21V208L20 207H17ZM26 206L25 208H27V209H25L24 208V206ZM35 205H36V207H35ZM64 205V206H63ZM68 205H70V206H68ZM102 205V206H101ZM110 205V206H109ZM117 205V206H116ZM140 205V210L139 209H137V211H141V209H143V207ZM148 205V204H147ZM199 205H201V206H199ZM234 205V204H233ZM6 206V207H5ZM61 206V207H60ZM98 209V210H100V211H98L95 207ZM108 206H109V208H108ZM112 206V207H111ZM122 206H124V205H122ZM156 206V207H155ZM170 206V207H169ZM175 206V207H174ZM192 206V207H191ZM197 206V207H196ZM213 206V207H214ZM235 206V205H234ZM3 207H5V208H3ZM12 207V209H10ZM40 207H42V209L40 208ZM45 207V208H44ZM68 207V208H67ZM82 207H87V208H83V210L81 209ZM125 207V206H124ZM142 207V208H141ZM147 207V206H146ZM164 207V208H163ZM200 207V208H199ZM201 207H203V208H201ZM216 207V206H215ZM216 207V208H217ZM229 207H230V210H229ZM20 208V209H19ZM34 208H35V210H34ZM100 208V209H99ZM102 208H104L103 210H102ZM116 208V209H115ZM161 208V209H160ZM162 208H163V210H162ZM199 208V210H196V209H198ZM215 208V209H216ZM238 208H240V207H238ZM3 209V210H2ZM6 209V210H5ZM7 209H8V211H7ZM18 209V210H17ZM42 210V213H41V210ZM44 209V210H43ZM80 209V210H79ZM124 209H125V211H124ZM165 209V210H164ZM172 209H174L173 211H172ZM177 209V210H176ZM193 209V210H192ZM264 209V208H263ZM18 212H17V211ZM29 210V211H28ZM85 210V211H84ZM106 210V211H105ZM109 210V211H108ZM113 210V211H112ZM115 210V211H114ZM146 210V209H145ZM180 210H182L181 208L179 209V211ZM207 211H210L209 209H206ZM212 210L214 211V209L212 208ZM212 210H211V213H208L207 211H203L204 213L205 212H207L208 214H209V218H210V214H212V213H214V212H216V211H214V212H212ZM232 210H235L234 212L232 211ZM10 211H11V213H10ZM15 211H16V213H18V214H16L15 213ZM26 211H28V212H26ZM37 212V213H35V212ZM53 211V212H52ZM64 211V212H63ZM76 211V210H75ZM77 211H76V213H77ZM91 211H93L92 212V214H91ZM104 211H105V213H104ZM112 211V212H111ZM170 211V212H169ZM194 211H196V212H194ZM200 211V212H201ZM221 211H222V214H221ZM223 211H224V214H223ZM225 211H227V212H225ZM233 212V215L232 214H230L231 212ZM1 212H0V214H1ZM8 212V213H7ZM26 212V214H24ZM29 212H31V213H29ZM35 213V215H34V213ZM44 212V213H43ZM45 212H46V215H45ZM48 212V213H47ZM50 212V213H49ZM51 212H52V214H51ZM74 212V211H73ZM80 212H78V213H80ZM115 212H118V215H117V213H115ZM121 212V211H120ZM145 212H147V211H145ZM172 212V213H171ZM194 214H192V213ZM229 212V213H228ZM22 213L24 214V217H25V219L27 220L28 219V214L30 215V219H28L27 221H25V220H23V221H25L24 223L26 224H30V222H32L31 224H32V226H36L35 224H37L36 222H38V224L39 225H41V226H43V225H46L47 223V225H49V224H51L50 222L51 221H55V220H57L58 221V219H62V220H59V221H61V222H63V223H60L59 221H58V225H62V227H61V229H59L60 228V226H58V228L57 229H59L58 231H56L55 229V227H53V226H55L56 224H57V221H55L56 223H54L53 224V228L54 229H51L50 228V230H48V229H46L45 231L47 232H45L44 231V235H42L41 237H39V236H37V237H39V239L38 238H36V236L35 237H33V239H31L30 238V240L29 239H27L26 240V244L25 245H29V243L28 242H30V247H32V248H34V249H32V248H30L29 246V248L27 247V246H25L24 247V250L26 251V254H27V251L29 250V249H31V250H29V252L30 251H32L33 250V256H31V252L29 253V255H26L25 254V252H24V250H22V249H20V246H19V244L20 245H22V246H24L23 244V242H25L24 241V239L22 240L21 238V241H23V242H20L19 244H18V241H17V246L15 245V244H13V245H15L14 247L10 244V242L11 241H15L16 239H18V238H15V234H16V231H15V229L17 228L16 226H18V225H16V222H19V223H17V224H19V225H21V223L23 222V221H20V220H22ZM64 213H66V214H64ZM69 213V214H68ZM114 214L115 215V217H114V215H112V214ZM142 213V212H141ZM160 213V214H159ZM163 213V214H162ZM167 213H169V214H167ZM171 213V214H170ZM180 213H181V211H180ZM191 213V214H190ZM204 213H203V215H204ZM9 214H12V215H9ZM15 216H14V215ZM21 214V215H20ZM44 214V215H43ZM50 214V215H49ZM68 214V215H67ZM82 214V216L84 217V215H83V213H81ZM81 214H80V216H81ZM86 214H87V212H86ZM104 214V215H103ZM133 214H134V216H133ZM182 214V213H181ZM208 214H206V215H208ZM216 214L217 213H215V214H212V215H214L213 217H215L216 216ZM220 214H221V216H220ZM228 214H229V216H230V218L231 219H229L228 220V218H229V216H228ZM19 215V216H18ZM41 215L43 216V217H41ZM64 215V216H63ZM74 215V216H73ZM78 215V214H77ZM106 215H109V216H106ZM118 217H117V216ZM122 215V214H121ZM148 215V216H147ZM160 215H163L162 217L160 216ZM169 215V216H168ZM196 215H201V217H199V218H203V220H205L206 221V219H208V217L207 218H205L204 219V216L202 215V213H198V214H196ZM223 215H224V217H223ZM12 216H14V219L15 220H13L12 221V219H13V217ZM19 217V219L18 218H15V217ZM37 216V217H36ZM51 217L52 216V219H50V220H47V218L48 217ZM54 216L56 217V219H54ZM59 216V217H58ZM66 216V217H65ZM88 216V215H87ZM93 216V215H92ZM96 216V217H95ZM97 216H100V217H102V218H99L98 219V217ZM138 218H137V217ZM225 216L226 217H228V218H226V219H224L225 218ZM234 216V217H233ZM12 217V218H11ZM23 217V218H24ZM49 217V218H50ZM76 218L77 220H79L80 222H79V224H77L78 222H77V220L76 219H74V221H72L73 219L72 218ZM106 217V218H105ZM112 217H113V219H112ZM126 217H128L129 218V216H127L126 215ZM155 217H157V219L155 218ZM163 217H164V219H163ZM167 217V219H166V221H164L165 220V218ZM3 218V219H2ZM5 218H7V220L5 219ZM35 218V219H34ZM38 220H37V219ZM43 218H45V219H43ZM48 218V219H49ZM69 218V219H68ZM89 218L87 219V221L89 220ZM105 218V219H104ZM110 218H111V220H110ZM139 218H140V220H139ZM148 218V219H147ZM169 218V219H168ZM179 218H181V216H179ZM178 218V220H177V222H178V224H179V220H181V219H179ZM16 219H18V221H16ZM40 219H42V221L45 223V224H43V222L41 223V220ZM68 219V220H67ZM72 219V220H71ZM86 219V218H85ZM99 221H98V220ZM133 219V220H132ZM147 219V220H146ZM153 219H155V220H153ZM160 219L162 220V221H160ZM211 219V218H210ZM224 219V220H223ZM30 220V221H29ZM34 220V221H33ZM35 220H36V222H35ZM67 220V221H66ZM104 220V222L103 223H101L100 225H99V222H102ZM139 220V221H138ZM143 220V221H142ZM157 220H158V222H157ZM168 220V221H167ZM202 220V219H201ZM209 220V219H208ZM207 220V221H208ZM9 221H10V224H7V223H9ZM11 221L13 222V224H15V225H13L12 223H11ZM28 221H29V223H28ZM45 221H47V223L45 222ZM69 221V222H68ZM107 221V222H106ZM113 221H114V223H113ZM121 221H123L122 223H121ZM138 221V222H137ZM147 221H149L148 223H147ZM152 221H153V223H154V221H156L154 224L155 225H157V228L159 229V232L162 234V237H164L165 239H167L166 240V243L165 242H162V241H165V239H163L159 234L158 235H155L156 237L157 236H160V238L159 237H155V238H153L154 237V232H155V229H157L156 228V226L152 223ZM171 221H170V223H171ZM176 221V220H175ZM182 221V220H181ZM15 222V223H14ZM81 222H83V226L82 225H80V223ZM140 222H141V224H140ZM163 222V223H162ZM176 222V223H177ZM6 223V224H5ZM66 223V224H65ZM88 223V222H87ZM86 222H85V224H87ZM90 223V222H89ZM88 223V224H89ZM92 223V222H91ZM90 223V224H91ZM96 223V222H95ZM108 223H110V225L108 224ZM117 223V224H116ZM162 223V224H161ZM169 223V224H170ZM172 223H174V225H171V226H177V224H175V222H172ZM4 224H5V226H4ZM23 224V223H22ZM65 224V225H64ZM70 226H69V225ZM74 224H76V226L78 227H76ZM82 224V223H81ZM93 224V223H92ZM108 224V225H107ZM113 224V226H112V231H111V225ZM116 224V225H115ZM119 224H121V225H119ZM134 224H136L137 225V227H136V225H134ZM149 224V225H148ZM180 224L181 225H183V223H181L180 222ZM180 224H179V227H181L180 226ZM8 225H10V227L8 226ZM11 225H13L12 226V228H11ZM52 225V224H51ZM68 225V226H67ZM71 225H72V227H71ZM101 225H105V226H107V230L105 231V226L103 227L104 228V230H103V228H102V230L101 231H98L102 226ZM153 225V226H152ZM158 225H160L159 227H158ZM31 226V225H30ZM80 226H82L83 227V229H80ZM140 226V227H139ZM150 226V227H149ZM152 226V227H151ZM170 226V227H171ZM4 227V228H3ZM7 227V228H6ZM14 227V228H13ZM99 227V229L97 230V228ZM110 227V228H109ZM116 228V231H115V228ZM136 227V228H135ZM142 227V228H141ZM147 227V228H146ZM168 227H169V225H168ZM178 227V228H179ZM183 227V226H182ZM188 227V226H187ZM65 228H67V229H69V230H67V229H65ZM90 228V229H89ZM121 228V229H120ZM145 230H144V229ZM166 228V227H165ZM15 231V233H14V231ZM79 229V230H78ZM118 229H120V230H118ZM136 229H137V231H136ZM153 229V231L154 232H152L151 230ZM167 229H171V228H167ZM11 230H12V232H11ZM52 230H53V232H55V233H53L52 232ZM55 230V231H54ZM71 230V231H70ZM74 230V231H73ZM82 230H84L83 232H82ZM87 230V231H86ZM88 230H90V231H88ZM93 230H97L98 232H94ZM108 230H110V231H108ZM3 231V232H2ZM51 231V232H50ZM67 231H70V232H72V233H70V232H67ZM82 233H81V232ZM114 231L116 232V233H118V234H116V233H114ZM119 231V232H118ZM157 231V230H156ZM18 232V231H17ZM58 232V233H57ZM151 232L153 233V235H152V237H150L149 238V234H151ZM158 232V231H157ZM1 233H3V235H1ZM46 233V234H45ZM50 235H49V234ZM61 235H60V234ZM68 233H70V234H68ZM104 233L106 234V235H104ZM113 233L116 235V236H114L113 235ZM138 233V234H137ZM149 233V234H148ZM166 233H168V232H166ZM99 234H101V235H99ZM103 234V235H102ZM111 234V235H110ZM130 234V233H129ZM145 234H147L146 236H144ZM182 236L185 234V233H180ZM230 235H228L227 237L225 236V237H223V238H220L219 236H216V237H214L213 238V240L215 241L216 240V238L218 237V238H220L221 240H222V242H221V240L219 241V239H218V242L217 241H215L216 243H214L213 244V240H212V238H210V237H213V235H210V237H209V235L207 234L206 236L207 237H209V238H204V240L206 239H208L207 241L209 242L210 240H212V241H210V242H212L211 244H213V245H211L213 248H215V250H213V251H211V250H209L208 252H206L205 253V256L207 255V254H209L210 253V255H211V253H215L214 251H216L217 252V254H219V255H221L220 257H222L220 260H221V262H224L223 261V259L226 257V255H229V254H231V253H228V252H232V249H233V247L235 246L236 247V245L238 246V241H237V239H236V236L234 235H232V233H229ZM17 235V234H16ZM51 235H53L54 237L52 238V236ZM69 235V236H68ZM73 235V237H70V236H72ZM93 235H95V236H93ZM168 235L170 236V237H168ZM181 235H179V236H181ZM19 236V235H18ZM17 236V237H18ZM44 236H47V237H44ZM50 236V237H49ZM63 236H65L64 238H63ZM93 236V237H92ZM104 238H102V237ZM111 236V237H110ZM114 236V237H113ZM182 236H181V238H182ZM184 236H186V235H184ZM184 236H183V238H184ZM215 236V235H214ZM232 236V237H231ZM56 237H57V239H56ZM113 237V238H112ZM116 237V238H115ZM119 238H120V235L118 236ZM134 237V238H133ZM9 238V239H8ZM12 238H15V240H12ZM35 238V239H34ZM44 238V239H43ZM50 238L52 239V240H50ZM59 238H60V240H59ZM62 238V239H61ZM65 238V239H66ZM96 238V239H95ZM99 238V239H100ZM109 238V239H108ZM115 238V239H114ZM133 238V239H132ZM138 238V239H137ZM168 238H169V240H168ZM182 238V239H183ZM187 238V237H186ZM230 239V241H229V239ZM234 239V240H232V239ZM6 239V240H5ZM42 239L44 240L43 242H42ZM46 239V240H45ZM57 241V243H56V241ZM77 239L81 242L82 241V243H80L79 244V241H77ZM81 239V240H80ZM111 239V240H110ZM114 239V240H113ZM143 239V240H142ZM149 239V240H148ZM151 239H152V241H151ZM156 239V240H155ZM160 239V240H159ZM162 239V240H161ZM182 239H180V240H182ZM210 239V240H209ZM227 241H226V240ZM238 239H240V238H238ZM6 242H5V241ZM19 240V239H18ZM29 240V241H28ZM32 240H34V242L32 241ZM142 240V241H141ZM145 240V241H144ZM156 242H155V241ZM158 240V241H157ZM185 241L186 240H188V239H184ZM20 241V240H19ZM28 241V242H27ZM49 243H48V242ZM52 241V242H51ZM53 241L55 242V243H53ZM58 241H59V243H58ZM61 241H63L64 243H61ZM74 241V242H75ZM109 241H110V243H109ZM114 241V243H112ZM136 243H135V242ZM147 241V242H146ZM161 242V244L163 245V246H161V244H160V242ZM168 241V242H167ZM183 241V240H182ZM182 241H180L181 243H182ZM202 241H203V238H202ZM237 241V242H236ZM33 242V244H31ZM38 242H39V244H38ZM42 242V243H41ZM46 242V243H45ZM73 242V243H74ZM141 242V243H140ZM150 242L152 243V244H150ZM180 242H178L177 241V245L179 246L180 245ZM204 242V241H203ZM224 242V244H222L224 247H223V249H221L222 247H221V243H223ZM226 242V243H225ZM11 243H13V242H11ZM14 243H16V242H14ZM36 245H35V244ZM44 243V244H43ZM52 244V245H50V246H47V245H49V244ZM74 244L75 245V247H78V245L77 244ZM112 243V245H110ZM120 243V242H119ZM164 243V244H163ZM179 243V244H178ZM237 243V244H236ZM53 244L56 246V247H53ZM64 244V245H63ZM81 244L83 245V246H81ZM144 244H146V245H144ZM160 244V245H159ZM167 244V245H166ZM174 244V245H173ZM186 245V243H183V245ZM219 244V245H218ZM229 244V245H228ZM232 244V245H231ZM9 245V246H8ZM73 245V246H74ZM109 245V246H108ZM144 245V246H143ZM157 245V246H156ZM218 245V246H217ZM6 248V246L8 247V249L10 250V252H9V250L7 249H5L4 247ZM21 246V247H22ZM44 246H46V248H47V251L46 252H48V253H46L45 252V250H46V248L44 247ZM52 246V247H51ZM81 246V247H80ZM112 246H115V248L114 247H112ZM151 246V247H150ZM154 246V247H153ZM160 246V247H159ZM170 247V248H167V247ZM181 246V245H180ZM179 246V247H180ZM230 246V247H229ZM26 247H27V249H26ZM39 247V248H40ZM43 247H44V249H43ZM59 247H60V249H59ZM75 247H73V250H76V248ZM143 247V248H142ZM145 247H147V248H145ZM177 247V246H176ZM189 248L191 247V246H188ZM208 247V246H207ZM211 247V248H212ZM221 247V248H220ZM13 248V249H12ZM17 248H18V252H17ZM58 248V249H57ZM78 248V249H79ZM111 248V249H110ZM117 248V249H116ZM138 248V249H137ZM149 248V249H148ZM157 248V249H156ZM159 248V249H158ZM181 248V247H180ZM188 248V249H189ZM226 248V249H225ZM15 249V250H14ZM107 249H105L106 251H107ZM116 249V250H115ZM187 249V248H186ZM185 249V250H186ZM187 249V250H188ZM220 252V253H226L227 252V250L228 249H231V251H228L227 253L228 254H226V255H224V258H223V256H222V254H220L217 250ZM219 249H221L222 250V252L219 250ZM235 249V248H234ZM20 250V251H19ZM54 252H53V251ZM144 250V251H143ZM145 250H147V251H145ZM158 250V251H157ZM179 250V249H178ZM187 250H186V252H187ZM192 250H194V248H193V246H192ZM223 250H224V252H223ZM6 251V252H5ZM12 251V252H11ZM13 251H15L16 253H14V254H12L13 253ZM23 251V252H22ZM79 251H80V249L78 250V254H79ZM107 251V252H108ZM117 251H119V253H117ZM136 251H138V252H136ZM189 252H187L188 254L190 253H192V255L194 256V254H196L195 256H196V258H194L192 255V260H191V256H190V254L188 255V256H186V260H184V259H182L183 258V256L185 257V254H186V252H184V255L182 256V254L180 253L179 255H180V258L182 259V260H184L183 261V264H194V262H195V260L197 261V262H195V264H200V263H198L199 262V260H202V258L204 259V258H206L204 255H203V252H201L202 253V256H204V257H202L201 256V253H200V255L199 254H197V253H195L194 252V254H193V252L192 251H190V249L188 250ZM211 251V252H210ZM233 251H235V250H233ZM22 254V253H24L25 255H23V257H21L22 255H20V253ZM52 252V253H51ZM65 252V251H64ZM75 252H76V255H75ZM107 252H106V254H107ZM113 252V253H112ZM142 252V253H141ZM155 252L157 253V254H155ZM198 252V251H197ZM11 253V254H10ZM61 253H63V254H61ZM73 257H75V256H78V254H77V250L76 251H73ZM117 253V254H116ZM224 253V254H225ZM6 254V255H5ZM50 254V255H49ZM53 256H52V255ZM59 256H58V255ZM115 254L117 255V256H115ZM119 254V255H118ZM157 255V256H155V255ZM163 254V255H164ZM170 254V255H169ZM176 254V253H175ZM216 254V255H217ZM8 255V256H7ZM14 255L16 256L15 258H14ZM17 255H19V256H17ZM75 255V256H74ZM137 255H136V257H137ZM187 255V254H186ZM198 255H199V257H198ZM214 255V254H213ZM213 255H211V256H213ZM219 255H217V257L216 258H218V260H219ZM232 255V254H231ZM230 255V256H231ZM11 258H10V257ZM13 256V257H12ZM24 256H28V257H24ZM30 256V257H29ZM42 256L44 257V259L42 258ZM56 256V257H55ZM62 256H63V258H62ZM66 256V255H65ZM142 256V255H141ZM168 256H167V258H168ZM174 256V255H173ZM172 256V257H173ZM182 256V257H181ZM209 256V255H208ZM207 256V257H208ZM210 256V258H212V259H214L215 257L213 256V257H211ZM229 256V257H230ZM8 259H11V261H9V259L8 260H6V258ZM21 257V258H20ZM32 257V258H31ZM53 257H55V258H57L56 260H55V258H53ZM113 257V258H112ZM153 257H151L152 259H153ZM178 257L179 256H177V259H178ZM189 257V258H188ZM228 257V258H229ZM2 258V259H1ZM16 258H18V259H16ZM19 258H20V260H19ZM49 258V259H48ZM62 260H61V259ZM66 258H67V256H66ZM69 258V257H68ZM77 258H79V256L78 257H76V262H75V260H74V262H72L71 264H80V263H83V260L81 259V261L80 260H77ZM141 259L139 260V262L141 263V260H142V257H140ZM167 258H166V262H167ZM176 257H174L173 259H175ZM199 258H201V259H199ZM215 258V260H217ZM43 259V260H42ZM60 259V260H59ZM74 259V258H73ZM73 259H72V261H73ZM137 259H139V257L137 258ZM151 259V261H149L150 263H152V261L153 260H155V259H153L152 260ZM168 259V260H169ZM209 259V257L207 258V259H205V260H208ZM227 258H225L224 260H226ZM27 260V259H26ZM54 260V261H53ZM182 260H177L179 263H177V262H173V260L171 259L170 261H169V263L167 262H164V263H166V264H182ZM219 260V261H220ZM32 261H29L28 260V262H24L25 264H28V263H32ZM59 261H61V262H59ZM78 261H79V263H78ZM148 261H147V263H148ZM156 261V260H155ZM172 261V262H171ZM187 263H186V262ZM203 261V260H202ZM202 261H200L201 262V264H202ZM10 262V263H9ZM138 261L136 260V263H137ZM181 262V263H180ZM205 262V263H204ZM203 262V264H207L206 263V261H204ZM209 262H210V259H209ZM208 262V263H209ZM24 263H22V264H24ZM32 263V264H33ZM43 263V264H44ZM86 263V262H85ZM85 263H83V264H85ZM156 263V262H155ZM163 263V264H164ZM70 264V263H69ZM137 264H139V263H137ZM152 264H154V263H152ZM157 264V263H156ZM158 264H160V263H158ZM220 264V263H219Z\"/></svg>", "mask_w": 264, "mask_h": 264}, {"label": "bare ground", "instance_id": "obj_2", "mask_svg": "<svg viewBox=\"0 0 264 264\" xmlns=\"http://www.w3.org/2000/svg\"><path fill=\"white\" fill-rule=\"evenodd\" d=\"M36 1V0H35ZM91 1H95V0H91ZM102 1V0H101ZM115 1V0H114ZM159 1H161V2H159ZM248 1V0H247ZM250 1V0H249ZM254 1V0H253ZM108 2V1H107ZM116 2V1H115ZM152 1L150 0V3H151ZM204 2H205V0H158V3L161 5L160 7L158 6V8H161V7H163V6H169V7H166L167 9H169L170 8V10H171V8H172V11H170V14H171V12H172V15L174 14H178L177 12L179 11V13H180V11L181 10H185V11H187L185 14H187V15H185V16H183V15H180V14H182V12L179 14V16L178 17H176L178 20H179V22L177 23V26H178V30H179V32L180 33H182V30H180V29H182V28H184V31H185V33H186V35H184L185 33H183V36H185V37H183L182 35H181V37H180V35H179V33H177L178 35H179V37L181 38V39H183V38H186V37H188L187 36V34L190 32V30L191 29H193V26L191 27V25H194L195 24V26L194 27H196V32H194V30L192 31V34H194V35H190V34H188V35H190L191 36V38H190V36L187 38L188 39V42L189 41H191V44L193 45V46H195L196 47V50H198L199 52H201V54L202 53H207V55H208V52L210 51V49L208 50V52H207V45H208V42L209 43H214L213 45L215 46V44L221 39V37H220V39L217 37V35L216 34H214V30L212 29V31L210 30V32H213L211 35H208V33H205L206 32V29H203V30H201L202 29V27L204 26V24H206L207 22H208V20L207 21H204V20H206V18L205 19H201L202 17L204 18L205 17V15H206V17H207V14L209 15V14H211L212 13V10L211 11H207V8L205 7L207 4H206V2H207V0H206V2H205V4H204ZM238 1H236V3H237ZM241 2H242V0H240V3H238V5L240 4V6L241 7H243V9L245 8V4H241ZM244 2H246V0H244ZM252 2V1H251ZM95 3H98V2H95ZM111 3H113L112 1H110V4ZM117 3H118V1H117ZM120 3V2H119ZM147 3H149V1L147 2ZM157 3V2H156ZM207 3H209V2H207ZM250 3V2H249ZM255 3V2H254ZM102 4V3H101ZM121 4V3H120ZM213 4V3H212ZM211 4V5H212ZM256 4V3H255ZM255 4H254V6H255ZM262 4V3H261ZM264 4V3H263ZM262 4V5H263ZM26 5H27V3H26ZM25 0H0V42L1 41H3L4 40V38L6 37V38H8L9 36L11 37V36H15L16 38L14 39V40H11L10 39V43H7L6 45L8 46V45H11L12 44V48L14 47L16 50H17V52H19V54H17V56H21L22 55V53H24V55H22V56H24V57H22V58H25V51H26V48H24V47H26V46H21L22 45V43H21V41H19V40H17V42L15 41L16 39H20V36H21V39H22V41H23V39H25L26 38V36H25V32H24V30H23V27H24V21L26 20V19H24V17H23V15H22V11H24V9L26 8L25 6ZM113 5V4H112ZM151 5H153V4H151ZM155 5V4H154ZM234 5V4H233ZM245 5V6H244ZM247 5H249V4H247ZM109 6H111V5H108V4H106V2L104 3V4H102L101 5V7L100 6H98L99 7V9L101 10V12H102V15L103 14H105L106 16H104V17H106V19H108V20H115L116 21V19L117 18H119V16L117 15L118 13L117 12H115V10L113 11V10H111L110 8H109ZM119 6V5H118ZM207 6H210V5H207ZM239 6V7H240ZM250 6H252V5H250ZM264 6V5H263ZM263 6H261V7H263ZM240 7V8H241ZM253 7V6H252ZM251 7V8H252ZM109 8V9H108ZM212 9H213V7H211ZM210 8V9H211ZM216 8H218V7H216ZM220 8V7H219ZM239 8V9H240ZM260 8V7H259ZM258 8V9H259ZM106 9H108L107 11H106ZM113 9H114V7H113ZM167 9H165V11L167 10ZM193 9H195V10H197L198 11V13H200L201 15H199V16H197L196 15V12L194 13L193 12V16L191 15V12H192V10ZM223 9H226L225 7L224 8H222L221 10H223ZM239 9L237 8V10L239 11ZM243 9H242V11H241V13L243 12ZM249 6H248V8H247V10L249 11ZM26 10V9H25ZM215 10H218V9H213V11H215ZM227 10V9H226ZM236 10V9H235ZM244 10H246V8L244 9ZM162 11V10H161ZM184 11V12H185ZM237 11V12H238ZM247 11V12H248ZM253 11V10H252ZM251 11V12H252ZM261 11H262V8H261ZM25 12V11H24ZM101 12H100V15H101ZM164 12V11H163ZM218 12H220V11H218ZM218 12H216L215 11V13H218ZM250 12V11H249ZM250 12V13H251ZM255 12H256V10H255ZM169 13V12H168ZM214 13V12H213ZM214 13V14H215ZM240 13V12H239ZM254 13V12H253ZM261 13V12H260ZM165 14H166V12H165ZM170 14H166L165 15V21L162 19L161 21H160V23H162V21H163V23H165V22H169L170 24H171V22H172V24H173V21H171L170 20V16H172V15H170ZM219 14V13H218ZM220 14H222V12L220 13ZM192 16V18H189V16ZM223 15V14H222ZM245 15V14H244ZM214 16H216V14L214 15ZM252 16H253V14H252ZM254 16H255V13H254ZM26 17H27V15H26ZM25 17V18H26ZM121 17V16H120ZM174 17V16H173ZM209 17V16H208ZM213 17V16H212ZM235 17V16H234ZM236 17L238 18V16L236 15ZM242 17V16H241ZM175 18V19H176ZM210 18V17H209ZM244 18V17H243ZM174 19V25L176 24V20ZM215 19V18H214ZM216 19H217V16H216ZM218 19H219V17H218ZM236 19V18H235ZM253 19H254V21H255V18L253 17ZM258 19V18H257ZM120 20V19H119ZM212 20V19H211ZM244 20V19H243ZM247 20V19H246ZM159 21V20H158ZM176 21V22H175ZM231 21V20H230ZM252 21V20H251ZM250 21V22H251ZM114 22V21H113ZM121 22V21H120ZM194 24H193V23ZM214 22V21H213ZM249 22V23H250ZM11 23H13L14 25H12L11 26V28H12V32H11V35H9L8 36V31L6 30V28L11 24ZM115 23V22H114ZM118 23V22H117ZM116 23V24H117ZM155 24L154 25H156V22H154ZM160 23H157V25L160 27ZM163 23H162V25H163ZM167 23H165V28H167L166 27V25H169L170 26V24H167ZM211 23V22H210ZM215 23V22H214ZM255 23V22H254ZM253 23V24H254ZM179 24V25H178ZM212 24V23H211ZM210 24V25H211ZM243 24V23H242ZM252 24V25H253ZM26 25V24H25ZM113 25H115V24H112V26H111V29H109L108 31H106L105 32V41H106V43H108V41L110 40H112V42L111 43H114L115 44V41H118V38H119V34L117 33V30H115V28H118V26L117 27H113ZM120 25V24H119ZM197 25V26H196ZM237 26H238V24H236ZM250 25V24H249ZM256 25V24H255ZM173 26V25H172ZM171 26V27H172ZM181 26V28H179ZM202 26V27H201ZM209 26V25H208ZM207 26V27H208ZM213 26V25H212ZM211 26V27H212ZM245 26V25H244ZM243 26V27H244ZM156 27V26H155ZM158 27V28H159ZM176 27V26H175ZM210 27V26H209ZM216 27H217V25H216ZM120 28V27H119ZM164 28V27H163ZM177 28V27H176ZM176 28H175V30H176ZM214 28V27H213ZM231 28H232V26H231ZM239 28H241L240 26H239ZM238 27H236V29H239ZM24 29H26L25 27H24ZM160 29H162V28H160ZM168 29V28H167ZM170 29H172V28H170ZM217 29H219V28H217ZM216 28H215V32H217V31H219V30H217ZM225 29V28H224ZM233 29V28H232ZM235 29V28H234ZM166 30V29H165ZM164 30V31H165ZM197 30H198V32H197ZM231 30V29H230ZM229 30V31H230ZM6 31H7V34H6ZM11 31V30H10ZM169 31V30H168ZM172 31H173V29H172ZM183 31V32H184ZM207 31H208V29H207ZM234 31V30H233ZM160 32V31H159ZM161 32H163V31H161ZM156 33H158L157 31H156ZM167 33H169V32H167ZM167 33H166V35H167ZM171 33V32H170ZM226 33H228L227 31H226ZM226 33H225V35H226ZM231 33V32H230ZM9 34H10V32H9ZM27 34V33H26ZM154 34V33H153ZM165 34V33H164ZM219 34V33H218ZM162 36L161 37H163V34H161ZM170 35V34H169ZM177 35V36H178ZM228 35V34H227ZM37 36V35H36ZM154 36H155V34H154ZM154 36H153V38H154ZM222 36V35H221ZM253 36V35H252ZM9 37V38H10ZM19 37V38H18ZM34 37V36H33ZM121 37V36H120ZM6 38H5V41H6ZM9 38H8V40H9ZM14 38V37H13ZM12 38V39H13ZM27 38H28V36H27ZM36 38V37H35ZM34 38V39H35ZM152 38V39H153ZM156 38V37H155ZM154 38V39H155ZM165 38V37H164ZM224 38V37H223ZM231 38V37H230ZM253 38V37H252ZM20 39V40H21ZM33 39V40H34ZM117 39V40H116ZM151 38H150V41L152 40ZM163 39V38H162ZM161 39V40H162ZM186 39V40H187ZM206 39H207V41H206ZM159 40V39H158ZM161 40H160V43H161ZM184 40V39H183ZM226 40V39H225ZM26 41H29V38H28V40H24V42H26ZM155 41V40H154ZM165 41H166V39H165ZM119 42V41H118ZM121 42V41H120ZM148 42V41H147ZM168 42H170V40L168 41ZM176 42V41H175ZM179 42V41H178ZM180 42H182V41H180ZM184 42V41H183ZM186 42V41H185ZM221 42V41H220ZM3 43H4V46H5V42H2L1 44H2V46H3ZM17 43V44H16ZM18 43L20 44L21 43V47L18 45ZM27 43V42H26ZM25 43V44H26ZM111 43H108V44H111ZM187 43V42H186ZM24 44V43H23ZM28 44V43H27ZM26 44V45H27ZM146 44V43H145ZM150 44V43H149ZM162 44V43H161ZM189 44V43H188ZM191 44H189L190 46H191ZM15 45H18V46H15ZM147 45V44H146ZM150 45H152V44H150ZM155 45V44H154ZM177 46H178V44H176ZM182 45V44H181ZM217 45H219V44H216V46ZM222 45V44H221ZM225 45V44H224ZM108 46V45H107ZM111 46H113V45H111ZM157 46V45H156ZM159 46V45H158ZM161 46V45H160ZM167 46V45H166ZM184 46H185V44H184ZM28 47V46H27ZM150 47V46H149ZM148 47V48H149ZM175 47V46H174ZM182 47V46H181ZM220 47V46H219ZM219 47H217V49L219 48ZM223 47V46H222ZM221 47V48H222ZM3 48V47H2ZM7 48L8 47H6V49H5V47H4V49H3V55H4V57H0V102L1 103H4V108H5V111H6V108L9 106L10 107V109H12V105H14L13 106V109L15 108V110H14V112H19L20 114H18L19 115V117H17L18 119H22L21 118V116L24 118H26V116H27V118L29 119V118H35V117H37V116H39L40 114L43 116L42 118H44L45 116L43 115L44 113H45V111H42L44 108H46V111L48 112V111H50V113H51V109L52 108H57V107H53L54 105L56 106V104L57 105H61V107H59L60 109H58V111H56V113L54 114V112H53V118H55L54 120H52L51 121V125H53V126H50V122L48 123L49 124V126H50V128L48 127V125H45V127L47 126V128L45 129V128H43L44 126H42V127H40L39 129H38V127H36L37 126V124H36V126H35V123H36V120L37 121H39L38 119V117H37V119L35 120L34 118H33V120H35L34 122V127L32 126V119L30 120H26V122H23V125L21 124V129H18L17 128V125H19V123H17L18 121H16V123H17V125H15V123L13 122V124L15 125L14 127H13V125H10V127L12 126V128L10 129V127L7 129V130H9L10 129V132H11V134L10 133H8V132H6L4 129V127H2L3 129V131H5V132H3L2 134H3V136H2V134L0 135V137L2 136V137H4L6 134L7 135H9V140L7 139V142L5 141V138H8V136H5L3 139H2V137H1V140H0V142H1V153H0V156H1V154L3 153V155H5V156H1L0 157V161H6V160H8V159H10V157L9 156H13V154L15 155V152L17 151V150H20V149H22V147H24V143H26V141H27V139L29 138V139H31L30 138V136L32 137L33 136V138L35 139V137L34 136H37V135H40V136H42V139L44 140V141H41V143L40 144H42L43 142V144H44V146H43V144H42V146L41 147H44V150H45V152L44 153H52L53 154V156L55 157L54 159H53V161H51L50 162V165H49V163H48V165L52 168L53 166L51 165V163L53 164V162L55 161V159L57 158H60V156H63V154H65V153H67L66 155H68V154H72V156H71V158H70V160H69V164H68V162H66V159H67V156L65 155V157H66V159H65V157H64V159L65 160H62V162L60 161L59 163H61L60 165L62 166V164L64 165V166H60V165H58V166H60V168L57 166V168H56V166H55V163H54V167H55V169H53V171L54 170H56V169H58L59 168V170L57 171V173H58V176L61 178V177H63V179H66L68 182H70V183H68L66 180L64 181V182H67V184H69L68 186H69V190L68 191H66L65 193L63 192V187H65V189L67 188L66 186H64L63 184V187L62 186H60V184H59V182H57V181H59V179H56V184H52L54 187H55V185H57L58 186V184H59V186H58V188H61L62 187V189H60V190H62V193H58L57 191H60V190H56V188H55V190H56V192H55V194L56 195H54V193L52 194L51 193V199L52 198H54V196H55V198L57 199V197L59 196V194H62L61 196H63V194H65L64 196H63V198L60 196L59 198H61L60 200H59V198H58V200H55V204L56 203H58L59 202V204L61 205V204H63V203H60V202H68V200H69V202L71 201V203L73 204V203H75V205H78V203L80 202L81 203V200H83V199H81L80 198V196H79V193H81V195H82V192L84 191V195H82V198H83V196H87L86 197V201H87V199H88V201L89 202H86V201H82V203H87V205H88V203H89V206L88 207H92L93 206V204L91 203V201L92 202H95L96 200H97V198H100V196L102 195V197H104L103 196V192L102 191H104V189H109L110 190V188H111V193H108V194H110L111 196H113L112 195V193H114V196H116L117 197V203L119 202L120 204L123 202V203H125V204H121V206H120V208H127V206L128 205H131L132 207H133V210H135L136 209V212L138 213V216H140V214H141V216L142 215H144L143 213H145V215H146V213H148L149 214V212L151 213V212H153V214L155 213V216H156V214L158 213V211H160V210H158L157 209V207H156V209H152V207L151 208H149L150 207V204L151 203H149L150 201V199L152 200V198L154 199L155 197L154 196H156V198L157 199H159L158 197L160 196H158V195H156L158 192H160L161 193V196H160V199H161V197H164V196H166L167 197V195L165 194L164 196H163V192H164V190L163 191H161L160 189H158L157 190V188L155 187V185L158 183H156V180L154 179V178H157L158 177V175H159V173L161 172V170H160V168L158 169V170H156V172H155V174L156 173H158V174H156L157 175V177H156V175L153 177V174H151L153 171H154V169H153V171H148L149 170V168L150 167H148V170L146 169L147 167H145V166H143L144 167V169H143V167H142V170H141V167H140V170H141V172H140V175H136V174H134V176H132L131 174L130 175H128L130 178L129 179H123V178H127V173L129 172H125L124 173V175L126 174V176L125 177H123L122 179H120L119 180V178L117 177V179L115 178V175L117 174V172H118V170L119 169H122L121 168V166L123 167V165H125V164H127V166L129 165H131V167H132V165H134V167H135V164H136V162H139V160H141V162H144V164L143 165H146L147 163V166H151V164H152V162H154V159L155 158H153V156H154V154H155V150H156V148H157V146H159V144H156L154 141H156L155 139L157 138L156 136H158V137H160L159 139H158V142H160V147H162V148H164V147H166L167 146V149H169V148H171L172 146H174V145H172L171 144V146H170V143H171V139H170V141L168 140V138L166 139V138H164V142L162 141V143H161V140H163V139H161L162 137H163V135H157V132H154V133H156V134H153V132H152V134L155 136V138H153L152 136H148V137H146V138H151L150 140H148V141H146V142H139V144H137L138 145V148L139 149H137V148H135V147H133L132 146V144L133 145H135L134 143L136 142V140H135V142L133 141V139H131V137L132 138H136V139H138V137H139V135L140 134H142L143 133V136H141V140H145V139H142V137L143 138H145L144 137V135L145 134H147V135H149L148 133H150V131H152L153 130V126H152V123L154 122L155 123V120H149V118L148 117H150V116H148L146 119H147V121L145 120V123H143L142 122V120H138V118L137 119H134V122L135 123H131L132 121H133V117L131 118V122H129V126H128V124H126V126H127V128L126 129H124V127H125V125L123 126V125H121V127L122 128H120V124H122V118H124V117H122L121 118V120H120V123H118V125L117 124H114L113 122H112V119H114V118H108L109 120H110V122H112V123H110V122H108V119H107V121L104 123L106 126L103 128L102 127V125H100L101 127H95V129H94V126H92L91 125V127H92V129H89L90 131H88L87 132V134L88 133H90L91 132V130H92V132H91V134H92V137H91V135H87L88 136V138L87 139H96V140H94V142L93 141H91L90 139H89V143H90V145H88V143L86 142L85 143V145H84V143L83 142H85V141H83L82 140V135L84 134V133H82L81 131H80V134L78 133L77 135H81V136H79V138L81 137V141H79V139H78V136L76 135V132H74V134L77 136L76 137V140H73V116H74V118H75V116H77V115H80V118H82V119H80V120H82L83 121V118L86 120L87 119V117H89L90 115V117H91V119H90V121H92L93 119L92 118H94V116H96V115H100V117L102 116V115H104L105 117H106V113L108 112L109 113V115L108 116H110V114L113 112V115H111V116H114V111L115 110H118L116 107H117V105L119 106L121 103V101H122V97H119L120 96V93H121V89L122 88H120V87H118L117 85H115L116 83H113L114 85H112V86H110V87H108V89H107V86H105L104 88V90H103V88H100V87H96L95 85H93L94 87H91V91H90V85H88L89 87L88 88H85V86L82 88V85H80L81 87H75V89L73 90V88L74 87H72L70 84V86H71V88L70 87H66L65 85V88H60V86H59V88L60 89H62V90H58V86H56L55 88L53 87V88H49V87H43V89L44 90H40V88H39V90H37L36 89V87H35V85L34 86H30V87H32V88H29V86L28 85H30V84H32V81H31V83L29 84V83H27L28 82V79H29V76L27 75V72L28 71H26V68H23V67H25V65H22L23 63H21L22 62V58L20 59L19 57V59H20V61L18 60V59H16L17 58V56H16V54L14 55L16 58H14V59H16V61L15 60H13V61H15V62H9L10 64L9 65H11L10 66V68H12V69H10L9 68V65L7 64V66H8V71L6 70V74H8V75H5V73H4V71L5 70H3L4 68H3V65H4V59L3 58H6V56H8L7 54H9V52L11 53L12 51L11 50H13V52H14V48L13 49H11V47H9V49H11L7 54H6V50H7ZM107 48V47H106ZM113 48V47H112ZM153 48H154V46H153ZM152 48V50H154ZM159 48V47H158ZM178 48H179V46H178ZM183 48V47H182ZM185 48V47H184ZM193 48V47H192ZM212 48V47H211ZM216 48V47H215ZM1 49V48H0ZM8 49V50H9ZM18 49H20V50H18ZM159 49H161V48H159ZM169 49V48H168ZM173 49V48H172ZM194 49V48H193ZM5 50V51H4ZM109 50H110V48H109ZM113 50V49H112ZM177 50V49H176ZM195 49H194V51L195 52H197L198 53V51H196ZM212 51H213V49H211ZM219 50H221V49H219ZM239 50V49H238ZM246 50V49H245ZM1 51H2V49H1ZM1 51H0V53H1ZM212 51H210V53L212 52ZM5 52V53H4ZM12 52V54H14ZM161 52V51H160ZM215 52H216V49H215ZM222 52V51H221ZM169 53V52H168ZM209 53V54H210ZM233 53V52H232ZM165 54V53H164ZM186 54H187V52H186ZM200 54V53H199ZM6 55V56H5ZM105 55H107V54H105ZM163 55V54H162ZM178 55V54H177ZM181 55V54H180ZM205 55V54H204ZM236 55V54H235ZM1 56H2V53H1ZM27 56V55H26ZM161 56V55H160ZM174 56V55H173ZM179 56V55H178ZM177 56V57H178ZM182 56H184V55H182ZM212 56V55H211ZM218 56V55H217ZM106 57V56H105ZM107 57H108V55H107ZM106 57V58H107ZM109 57H111V56H109ZM181 57V56H180ZM187 57V56H186ZM2 58V59H1ZM8 58V57H7ZM6 58V59H7ZM10 58V57H9ZM8 58V59H9ZM112 58H114L113 56H112ZM175 58V57H174ZM212 58H213V56H212ZM11 59V58H10ZM12 59H13V57H12ZM109 59V58H108ZM111 59V58H110ZM23 60H26V59H23ZM112 60V59H111ZM6 61V60H5ZM20 63H19V62ZM108 61V60H107ZM180 61H181V59H180ZM216 60H214V62H215ZM17 62V63H16ZM194 62V61H193ZM213 62V63H214ZM7 63V62H6ZM13 65H12V64ZM15 63V64H14ZM27 63V62H26ZM108 63V62H107ZM179 63H181V62H179ZM183 63V62H182ZM190 63V62H189ZM188 63V64H189ZM199 63V61L197 62V64ZM210 63V62H209ZM16 64H19L18 66H16ZM25 64V63H24ZM185 64V63H184ZM21 65H22V67H21ZM27 65V64H26ZM109 65V64H108ZM114 65V64H113ZM113 65H112V67H113ZM116 65V64H115ZM115 65H114V67H115ZM6 66V67H7ZM110 66V65H109ZM178 66H180V64H178ZM185 66V65H184ZM207 66H210V65H207ZM211 66H212V64H211ZM5 67V68H6ZM111 67V66H110ZM181 67V66H180ZM197 67H199V66H196V68ZM201 67V66H200ZM204 67H206V66H204ZM183 68V66L181 67V69ZM115 69H116V67H115ZM178 69H179V67H178ZM180 69V70H181ZM208 69V68H207ZM206 69V70H207ZM212 69V68H211ZM220 69H221V67H220ZM11 70L13 71V72H11ZM3 71V72H2ZM107 71H109V68H108V70H106V72ZM114 71V70H113ZM193 71V70H192ZM197 71H198V69H197ZM200 71V70H199ZM205 71V70H204ZM209 71V70H208ZM212 71V70H211ZM9 72V73H8ZM183 72V71H182ZM182 72H180V74L182 73ZM186 72V71H185ZM207 72V71H206ZM220 72V71H219ZM30 73H32V72H29L28 74L30 75ZM186 73H188V72H186ZM195 73V72H194ZM214 73V72H213ZM87 75H88V73H86ZM107 74V73H106ZM112 74V73H111ZM110 74V75H111ZM163 74V73H162ZM183 74H184V72H183ZM198 74V73H197ZM196 74V75H197ZM199 74H200V72H199ZM202 74L204 75L205 73H203V71H202ZM208 74V73H207ZM32 75H34V74H32ZM173 75V74H172ZM195 75V74H194ZM206 75V74H205ZM204 75V76H205ZM220 75V74H219ZM218 75V76H219ZM31 76V75H30ZM164 76V75H163ZM167 76H168V73H167ZM180 76V75H179ZM182 76V75H181ZM184 76V75H183ZM188 76V75H187ZM208 76H210V74H208ZM213 76V75H212ZM217 76V75H216ZM34 77V76H33ZM32 77V78H33ZM107 77V76H106ZM190 77V76H189ZM201 77V74H200V76L199 77H197L196 79L195 78H193V79H195V81H193L192 83H194V87L196 88L197 87V85L199 84V88L201 87V86H203L205 83H203L202 84V77ZM207 76H205L204 77V81H205V79H208V78H206ZM28 78V79H27ZM91 78V77H90ZM114 78V77H113ZM113 78H111V79H113ZM160 78H162V79H164V77H162V75H161V77ZM171 78H172V76H171ZM181 78V77H180ZM184 78H185V76H184ZM187 78V77H186ZM192 78V77H191ZM94 79V78H93ZM110 79V78H109ZM167 79V78H166ZM169 79H170V77H169ZM169 79H167L166 81L168 82V80ZM217 79V78H216ZM89 80V79H88ZM114 80V79H113ZM176 80V79H175ZM179 80V79H178ZM184 80V79H183ZM182 80V81H183ZM188 80H190V79H187V81ZM90 81V80H89ZM108 81H110V80H108ZM181 81V80H180ZM191 81V80H190ZM207 81V80H206ZM209 81H211V79L209 80ZM208 81V82H209ZM222 81V80H221ZM235 81H238L237 79L235 80ZM79 82V81H78ZM161 82H162V80H161ZM163 82H164V84H165V81L163 80ZM170 82V81H169ZM175 82V81H174ZM223 82V81H222ZM176 83V82H175ZM182 83V82H181ZM185 83V82H184ZM183 83V84H184ZM207 83V82H206ZM213 83H214V81H213ZM217 83V82H216ZM235 83V82H234ZM239 83V82H238ZM90 84V83H89ZM163 84V85H164ZM188 84V83H187ZM237 84V83H236ZM33 85V84H32ZM108 85H110V84H108ZM161 85V84H160ZM162 85V86H163ZM178 85V84H177ZM207 85V84H206ZM238 86H239V84H237ZM237 85H235V86H237ZM44 86V85H43ZM47 86V85H46ZM55 86V85H54ZM76 86V85H75ZM171 86V85H170ZM179 86V85H178ZM102 87V86H101ZM132 87V86H131ZM165 87V86H164ZM232 87H234V86H232ZM231 87V88H232ZM29 88V89H28ZM57 88V89H56ZM124 88V87H123ZM156 88V87H155ZM159 88V90H158V93L160 92V91H162L161 90V88L160 87H158ZM157 88V89H158ZM198 88V87H197ZM46 89H48V90H46ZM65 89V93L63 92V90ZM76 89H77V92H76ZM131 89V88H130ZM156 89V90H157ZM191 89V88H190ZM201 89V88H200ZM233 89V88H232ZM237 89V88H236ZM112 90L113 92L111 93L110 91ZM124 90V89H123ZM178 90V89H177ZM198 90V89H197ZM203 90H204V88H203ZM59 91V92H58ZM63 93H61V92ZM74 91V92H73ZM115 91V92H114ZM126 91V90H125ZM195 90H193V92H194ZM201 91V90H200ZM89 92H90V94L93 96V99H92V97H91V100H92V102H93V104L90 102V103H88V100H86V99H88V98H84V95H85V97H89V96H87L88 94H89ZM110 92V93H109ZM190 92V91H189ZM198 92V91H197ZM62 94L61 95V97L62 96H64V97H62L61 98V100H62V103H61V101L59 100V95L60 94ZM105 93H107V97L109 96V95H112V94H114L111 98L109 97V99H107L106 97H105ZM109 93V94H108ZM162 93V92H161ZM181 93V92H180ZM73 94H74V96H73ZM103 94H104V96H103ZM194 94V93H193ZM200 94L202 95V92H200ZM66 95H68V96H66ZM77 95V96H76ZM90 95V96H91ZM188 95H190L189 93H188ZM121 96H123V95H121ZM179 96V95H178ZM127 97V96H126ZM201 97V96H200ZM76 98V99H75ZM82 98H84V99H82ZM121 98V99H120ZM170 97H168L167 99H169ZM63 99H64V101H63ZM90 99V98H89ZM120 99V100H119ZM155 99H157V98H155ZM166 99V98H165ZM73 100H74V103H73ZM82 100V102H80ZM83 100H86V102H84ZM103 100H105V101H103ZM106 100H107V102H106ZM164 100V99H163ZM170 100H172V99H170ZM175 100H177V97H176V99ZM3 101V102H2ZM58 101H60V104H59V102ZM125 101V100H124ZM153 101H155V100H153ZM168 101V100H167ZM77 102V103H76ZM151 102H152V100H151ZM162 102V101H161ZM170 102V101H169ZM177 102V101H176ZM83 103H87V104H89V106H87V105H85V106H87L85 109L84 108H80L79 107V105L81 106V107H83L82 106V104ZM157 103V102H156ZM166 103V102H165ZM103 105L102 107H100L99 105ZM106 104V107H107V105H109L108 107H109V109H110V111L109 110H107V112H106V109L104 110L103 108H105L104 107V105ZM151 104V103H150ZM153 104H155V102L153 103ZM176 104V103H175ZM174 104V105H175ZM3 105V104H2ZM78 105V106H77ZM158 105H160V104H158ZM158 105H157V108H158ZM171 105V104H170ZM75 106H77V107H79L80 109H77V107H75ZM84 106V107H85ZM91 106V107H90ZM97 106H99V107H97ZM121 106H122V104H121ZM119 107V109L120 108H122V107ZM162 106H164L163 104H162ZM169 106V105H168ZM213 106V105H212ZM1 107H3V106H0V108ZM9 107L7 108V109H9ZM50 107H51V109H50ZM76 109H75V108ZM147 107V106H146ZM146 107H145V109H146ZM148 107H153V105L152 106H148ZM147 107V108H148ZM156 107V106H155ZM170 107V106H169ZM168 107V108H169ZM197 107V106H196ZM48 108H49V110H48ZM91 108V109H90ZM97 108V109H96ZM116 108V109H115ZM144 108V107H143ZM149 108V109H150ZM154 108V107H153ZM153 108H151L150 110H152ZM156 108V109H157ZM160 108V107H159ZM167 108V107H166ZM12 109V110H13ZM18 109H19V111H18ZM73 109H75L74 111H73ZM108 109V108H107ZM161 110H160V112L162 113L163 111H162V109H164L163 107H161L160 108ZM205 109V108H204ZM1 110H3L2 108H1ZM1 110H0V112H1ZM54 110V109H53ZM113 110V111H112ZM146 110H148V109H146ZM149 110V112L148 113H150V115H152L153 114V112L152 111H154L155 110V108H154V110H152V111H150ZM168 110V109H167ZM166 110V111H167ZM222 110V109H221ZM230 110V109H229ZM244 110V109H243ZM5 111L3 112V113H5ZM122 111V109L121 110H119L118 112H119V114H120V112ZM172 111H173V109H172ZM214 111H216V110H214ZM8 112H10V110L9 111H7V113ZM13 111H12V114H11V112H10V114H11V116L12 115H15V113H14ZM75 114H77V115H74V113ZM106 112V113H105ZM155 112H157V111H155ZM174 112V111H173ZM204 112V111H203ZM49 113V112H48ZM49 113V114H50ZM201 113V112H200ZM221 113V112H220ZM47 114V113H46ZM49 114H48V116H49ZM116 114H117V111H116ZM115 114V115H116ZM204 114V113H203ZM243 114V113H242ZM147 115H149V114H147ZM211 115V114H210ZM209 115V117H211ZM249 115V114H248ZM4 116V115H3ZM2 116V117H3ZM7 116H9L10 117V115H8L7 114ZM84 116V117H83ZM98 116L96 117L97 119H99L98 118ZM104 116H102L103 117V119L102 118H100L99 119V121L101 122V119L103 120L102 122H104L105 120H104ZM107 116V117H108ZM110 116V117H111ZM119 116V115H118ZM122 116H124V115H122ZM153 116H155V114L153 115ZM156 116H157V114H156ZM190 116V115H189ZM195 116V115H194ZM201 116V115H200ZM254 116V115H253ZM120 117V116H119ZM242 117V116H241ZM4 118H6V116L5 117H3V118H1V113H0V124H1V122L2 121H4ZM41 117H40V120L42 119ZM48 118V117H47ZM46 118V119H47ZM52 117H51V114H50V119H51ZM126 118V117H125ZM153 118V117H152ZM188 118V120H178V121H174L175 123L174 124H172V125H170L171 127L170 128H168V130L166 129V127L164 126V128L163 129H165L166 131H165V133L167 134V133H169V135H170V137H173V141H174V137L175 136H178V135H182V137H181V140H179V143H178V145L179 144H181V146H182V148H184L183 147V143H182V141L183 142H190L191 141V143H189V147L187 146V145H185V146H187L188 147V150L186 151V152H188V157L189 158H191V157H193L194 155H195V157H193V158H196V157H198L197 159H199V160H201V161H199V162H197L196 163V159H194L195 160V164L196 165H194V163L191 161V160H193V159H187V160H183V161H185L182 165H181V167H179V165L178 164H180L179 162H178V170H180L181 169V171H180V174L178 175V177L175 175V177H177L178 178V180H175L174 178H172V173H173V169L175 170L176 169V171H175V173L178 171L177 170V167H175V165L173 166L172 164L178 159L177 157H181L180 155L183 153V151L185 150V148H184V150L183 149H181V151L180 152H182L180 155L178 154V153H180L179 151H178V153H176V150H175V152H173L172 151V153L171 154H173V153H176V154H178V156H176L175 154V156H176V160L174 159V160H172L173 159V157H175L174 155H173V157L171 158V157H169V158H171V162H172V164H171V162H169L167 165H169V167L168 168H165V170H167L165 173H166V175L164 174V177L166 176V180H164L162 183H161V185H165V187H166V185H167V183H168V181L170 182L169 184H171L172 182H173V179L175 180V181H179L180 183H182L183 185H184V183L186 184L187 183V186L188 185H190V183L192 182V181H194V182H196V183H198V181H200L201 180V183H204L206 186H207V184L209 183L211 186H212V184H211V181L213 182L214 181V179H215V169H214V167L216 166V165H219L218 164V162H217V164L215 165V163H216V150L214 149L215 147V145L216 144H214V145H212L213 143H215V142H211L210 140L212 139L213 140V138L216 136V135H214V137L213 138H211V134H210V132H206L208 129L207 128H209V127H207L206 128V126H207V122L206 121H195V123H192V124H190V121H189V117H187ZM192 118V117H191ZM204 118V117H203ZM95 119V118H94ZM96 119V120H97ZM117 119V118H116ZM140 119V118H139ZM142 119V118H141ZM145 119V118H144ZM212 119V118H211ZM241 119V118H240ZM239 119V120H240ZM250 119V118H249ZM253 119V118H252ZM17 120V119H16ZM25 120V119H24ZM43 120V119H42ZM42 120H41V122H42ZM63 120H66V122H67V125L68 126H66V122L64 121L63 122ZM119 120H117V121H119ZM125 120H127V118L126 119H124L123 120V122L125 121ZM136 120H138V122L136 121ZM156 120H157V117H156ZM160 120H161V118H160ZM170 121H172L171 119H169ZM205 120H206V117H205ZM255 120H257V119H255ZM261 120V119H260ZM6 121V120H5ZM5 121L4 122H2V124L1 125H4L5 124ZM11 121V120H10ZM20 121V120H19ZM23 121V120H22ZM21 121V122H22ZM77 121V120H76ZM86 121H88L89 122V120H86ZM93 121H95V120H93ZM116 120H115V122H117ZM129 121V120H128ZM143 123H141V122ZM170 121L168 122L169 124H170ZM212 121H214V120H212ZM241 121H242V119H241ZM246 120H244V122H245ZM40 122V121H39ZM61 122L62 123H65V124H62V127H63V125L67 128H69L70 130H71V132H72V135H71V132H70V135H71V140H72V142H69L68 143V145L70 146L69 147V149H68V147H67V149L68 150H63L62 151V148L64 147V145L65 144H67V141H66V143H65V138H67L68 140H69V138L68 137H66V136H63L64 135V130L66 129H64V128H62L61 126H60V124H61ZM79 122V121H78ZM85 122V121H84ZM108 122V123H107ZM127 122V121H126ZM158 122V121H157ZM167 122V121H166ZM222 122V121H221ZM231 122V121H230ZM237 122V121H236ZM4 123V124H3ZM11 123V122H10ZM9 123V121H8V125L10 124ZM44 123V122H43ZM46 123V122H45ZM46 123V124H47ZM86 123V122H85ZM91 123H93V122H90V124ZM98 124H100L99 122H97ZM110 123V124H109ZM125 123V122H124ZM128 123V122H127ZM165 123V122H164ZM167 123V124H168ZM172 123V122H171ZM199 123V124H198ZM218 122L216 121V123L215 124H217ZM225 123V122H224ZM246 123V122H245ZM256 123V122H255ZM255 123H254V125H255ZM39 124V123H38ZM42 124V123H41ZM75 124H76V122H75ZM82 124V123H81ZM80 124V125H81ZM102 124V123H101ZM108 124L110 125L109 126V128H110V130L108 129V132L106 133L107 135H105L104 134V130H106V127H108ZM116 125V126H118L119 127V129H117V130H115L114 132H112L113 133V135L111 134V132H109V131H112L113 129V127L111 126V125ZM144 124L146 125V126H144ZM156 124V123H155ZM158 124H160L159 122H158ZM161 124H162V122H161ZM212 124H214V123H212ZM235 124H237V123H235ZM239 124H241L240 122H239ZM264 124V123H263ZM1 125H0V127H1ZM7 125V124H6ZM113 125V126H114ZM154 125V124H153ZM220 124H217L216 126L218 127ZM226 125V124H225ZM238 125V124H237ZM250 125V124H249ZM248 125V126H249ZM60 126V127H59ZM76 126H78L77 124H76ZM83 126V124L80 126V128H82L83 130H84V126ZM88 126V125H87ZM86 126V128H88ZM90 126V125H89ZM96 126V125H95ZM156 127H157V125H155ZM154 126V127H155ZM160 127H161V125H159ZM158 126V127H159ZM168 126V125H167ZM191 126V132H193L192 134H191V132H189V127ZM192 126H193V128H192ZM211 126V125H210ZM216 126H214L215 127V129H216ZM223 126V125H222ZM231 126H233V125H231ZM238 126H240V125H238ZM237 126V127H238ZM243 126V125H242ZM259 126V125H258ZM20 127V126H19ZM115 127V126H114ZM118 127H116V128H118ZM157 127V128H158ZM252 127V126H251ZM253 127H256V126H253ZM60 128V129H59ZM76 128V127H75ZM151 128H152V130H151ZM156 128V129H157ZM226 128V127H225ZM234 128V127H233ZM78 129H79V127H78ZM115 129V128H114ZM120 129H123V131L122 130H120ZM155 128H154V130H156ZM197 129H198V132H197ZM239 129H240V127H239ZM242 129V128H241ZM249 129V128H248ZM248 129H247V133H248ZM257 129V128H256ZM260 129V128H259ZM18 131V132H16V131ZM63 130V131H62ZM77 130V129H76ZM80 130V129H79ZM212 130H214L213 128H212ZM211 130V131H212ZM217 130V129H216ZM227 130V129H226ZM232 130V129H231ZM231 130H229V131H231ZM238 130V129H237ZM264 130V129H263ZM57 131H62L63 132V134L60 132V134H55ZM66 131V130H65ZM68 131V130H67ZM78 131V130H77ZM107 131V130H106ZM122 131V132H121ZM157 131V130H156ZM160 131H161V129H160ZM160 131H158V132H160ZM220 131V130H219ZM235 131H236V129H235ZM246 131V130H245ZM245 131H243L244 133H245ZM250 131H252V128H251V130ZM250 131H249V133H250ZM0 132H2V131H0ZM18 133V134H16V133ZM117 132H120V133H117ZM188 132H189V135H190V137H192V139H190V140H188V141H185V140H182V138L183 139H185V138H187V137H185V134L187 135V136H189L188 135ZM196 132V133H195ZM214 132V131H213ZM232 132V131H231ZM230 132V133H231ZM4 133H5V135H4ZM116 133V134H115ZM140 133V134H139ZM171 133V134H170ZM207 133V134H206ZM224 133V132H223ZM236 133H237V131H236ZM242 133V132H241ZM246 133V134H247ZM251 133H253V132H251ZM259 133H260V131H259ZM12 134H14V136H12ZM65 134H66V132H65ZM67 134H68V132H67ZM118 134V135H117ZM139 134V135H138ZM160 134H162V132L160 133ZM233 134V133H232ZM261 134V133H260ZM52 135H55V137L57 138V139H54L53 137H52ZM59 135V137H60V139H59V137H57ZM85 135V134H84ZM86 135L85 136H83V138L84 137H86ZM114 135L116 136H119V138H121V139H123V137H127V139L129 140V137H130V139L131 140H126L127 141V143L128 144H130V146H128V148H130V147H133L132 149H134L135 148V150H133V151H131V153L132 152H135L134 154H131V155H129L128 157H126V154H124V153H126V152H128V153H130L129 151H126L125 152V150H127V148H122V149H124V153H122V151L120 152L119 150H121V148H120V146H117V144L119 143L120 144V142H119V140H121V139H117L118 137H116V138H114ZM225 135H228L227 133L225 134ZM236 134H234V136H235ZM255 135V134H254ZM264 135V134H263ZM27 136V137H26ZM64 138H63V137ZM168 136V135H167ZM166 136V137H167ZM239 136V135H238ZM244 136H245V134H244ZM251 136H253V135H251ZM251 136L249 137V138H251ZM12 137V139H10ZM52 137V138H51ZM75 137V136H74ZM94 137H96V138H94ZM108 137H109V140H107L106 142H109L110 143V141L112 142V144H115L116 142H118L117 144H115V148H114V150H113V147L111 146L112 144L110 143H106L105 142V140L106 139H108ZM240 137V136H239ZM247 137V136H246ZM245 137V139H247ZM260 137V136H259ZM258 137V138H259ZM261 137H262V134H261ZM25 138H27V139H25ZM103 138V139H102ZM104 138H105V140H104ZM112 138V139H111ZM140 138V137H139ZM179 138H180V136H179ZM231 138H232V136H231ZM241 138V137H240ZM239 138V139H240ZM253 138V137H252ZM255 139L257 138L256 136L254 137ZM28 139V140H29ZM40 138H39V136H38V139H36L37 141L39 140ZM52 139V140H51ZM56 140V144H55V142H54V140ZM75 139V138H74ZM78 139V140H77ZM113 139H115V141L113 140ZM118 141H117V140ZM161 139V140H160ZM220 139V138H219ZM223 139V138H222ZM232 139H234V137L232 138ZM239 139H237V140H239ZM244 139V140H245ZM261 139V138H260ZM263 139H264V136H263ZM11 140V141H10ZM70 140V141H71ZM125 140V138L123 139V140H121V141H124ZM152 140H154V141H152ZM160 140V141H159ZM175 140L178 142V139H176V137H175ZM227 140H228V138H227ZM237 140H235L236 142H237ZM242 140V139H241ZM248 140V142L250 141L249 139H247ZM247 140H245V142H247ZM2 141H4V142H6V144H4V145H7V146H4L5 147V149H3V147H2V145H3V143L4 142H2ZM8 141H10V142H8ZM23 141V142H22ZM32 141V140H31ZM36 141V142H37ZM51 141V142H50ZM53 141V142H52ZM73 141H76L75 142V144H74V142ZM88 141V140H87ZM105 143H104V142ZM134 143H133V142ZM152 141V142H151ZM220 141H221V139H220ZM230 141H232V140H230ZM252 141V140H251ZM256 141H258V143L260 142V140H257L256 139ZM264 141V140H263ZM21 142L23 143V144H21ZM34 141H32V143H33ZM39 142H40V140H39ZM38 142V143H39ZM114 142V143H113ZM226 142V141H225ZM244 142V141H243ZM244 142V144H246V145H250L249 143L247 144V143H245ZM253 142L254 141H252L251 143L253 144ZM28 143L29 142H27V145H28ZM37 143V144H38ZM104 144V146H103V144ZM121 143H123V142H121ZM127 143H126V145H127ZM153 143V144H152ZM154 143L156 144V147H154ZM173 143V142H172ZM176 143V142H175ZM211 143V144H210ZM232 143V142H231ZM230 143V144H231ZM233 143H235V142H233ZM239 143H241V146L242 145H244V144H242V142L241 141H238V144ZM255 144H256V142H254ZM258 143L256 144V145H258ZM262 143V142H261ZM31 144V143H30ZM35 144V143H34ZM34 144H32L31 146H33ZM37 144H36V146H37ZM74 144V145H73ZM101 144H102V146H101ZM107 144V145H106ZM118 144V145H119ZM227 144H228V142H227ZM264 143H262V145H263ZM20 145H22V146H20ZM88 145V146H87ZM111 147H110V146ZM222 145V144H221ZM229 145V144H228ZM233 145V144H232ZM255 145V146H256ZM260 145V144H259ZM258 145V146H259ZM262 145H260V149L256 146V148H258L259 150H261L262 148H261V146ZM31 146H29V148H31ZM39 146V145H38ZM87 146V147H86ZM105 146H108V147H110V149L108 150V147H106L105 148V150H103L104 149V147ZM116 146H117V149H116ZM123 146H125V145H122V147ZM136 146V145H135ZM169 146V147H168ZM218 146V145H217ZM223 146V145H222ZM221 146V147H222ZM225 146V145H224ZM227 146V145H226ZM235 146L237 147V145L235 144ZM240 145H239V150L241 149L240 147H241ZM252 145H250V147H251ZM255 146H253L254 148H255ZM264 146V145H263ZM137 147V146H136ZM159 147V148H160ZM214 147V148H213ZM221 147H220V149H221ZM231 147V146H230ZM243 147V146H242ZM245 147V146H244ZM25 148V147H24ZM35 148H37V147H35ZM35 148H33V149H35ZM86 148V149H85ZM103 148V149H102ZM120 148V149H119ZM223 148H225V147H222V149ZM228 148V147H227ZM232 148V147H231ZM247 148V147H246ZM41 149V148H40ZM85 149V150H84ZM131 149V148H130ZM131 149V150H132ZM136 149L138 150L137 152H136ZM174 149V148H173ZM177 149V148H176ZM215 151H214V150ZM220 149L218 148V150L217 151H220ZM226 149V148H225ZM230 149V148H229ZM236 149V148H235ZM258 149H257V151H258ZM2 150H3V152H2ZM25 150H28V149H25ZM36 150V149H35ZM34 150V151H35ZM42 150H43V148L41 149V151L39 152V149L37 150V152H39L38 153V155L39 154H42L43 152H42ZM43 150V151H44ZM82 150H84L83 151V153L84 152H87V154L85 153L84 154V156L86 155V157H85V159H87V160H84V157H83V160L84 161H86V163H87V165H88V162L87 161H89V162H91L92 161V163H94V161L96 162V161H100L101 160V163H102V161H103V165H105V166H110V169H108L109 168V166L107 167V170H109V171H107V172H110V171H112L111 173H109L108 175H110L109 176V178L111 177V181L112 180H114V181H112L113 183V185H111V183H110V185L111 186H113V188L111 187V186H108L109 185V182H111V181H109V180H107L106 179V182L108 183H104L102 180H105V179H102L101 178V176L99 177V175H98V179H100L101 181H100V183H99V180L97 179V180H95L96 182L95 183H99V184H96V185H98V186H96V188H94V190L96 189V191H94L93 189H92V191H93V193H92V191L90 192V189L88 190L87 188H88V186H91L92 184L91 183H93L92 181H90V183H88V185H86V189L85 190H88V191H86L85 192V190H83V187L85 188V184H87V179H86V181H84V186H81V185H83L82 183H81V181H79V183H81V184H76L75 182H74V180L75 179H77L76 178V175H81L80 174V172L81 171H83V175H84V173H86V175L85 176H87V172L89 171V170H91V168L90 167H93L94 168V165L93 166H90V167H88L87 169H88V171L86 172V167H87V165L85 164L84 166H86V167H84L83 166V164L81 163V164H79V163H76L75 161H77V160H79V158L81 157V154L83 155V153H82ZM108 150V154L112 151V152H115L114 154H116V153H118V154H121V155H123V156H121V155H115V156H113V155H111L112 153H110L108 156H109V159H108V156H107V152L105 153L104 151H107ZM129 150V149H128ZM158 150V149H157ZM160 150V149H159ZM162 150V149H161ZM170 150V149H169ZM251 150V149H250ZM256 150V149H255ZM21 151V150H20ZM22 151H23V149H22ZM73 151L75 152H77V154H75L77 157H79V158H77V159H73V156H75L74 154H73ZM78 151H79V153H80V155L78 156ZM162 151H164V149L162 150ZM168 151V150H167ZM166 151V149H165V152H167ZM231 151V150H230ZM249 151V150H248ZM254 151V150H253ZM264 151V148L262 149V151H261V153H258V152H256V153H254V154H256V156H258V158H254L253 157V159H255L254 161H252L251 163H250V166L251 167H249V162H248V158H247V155L245 154V156H246V158H247V160H246V158H245V156H243L244 155V151L241 153V155L239 154V156L238 155H236V156H238V157H235V160L237 159V161H236V164H235V162H231L230 164H232V163H234L235 165H237V166H233V168L232 167H230L229 165V167L226 165V164H223V167H222V169H220L221 171H222V175L224 174V173H226V174H224V175H228V178H226V176H224L225 178H224V181H225V179H226V181L225 182H227V180H229L230 181V183L229 184H232V183H235V179L233 178V177H235L236 178V180H237V175H238V173H239V171L241 172V170H242V172L244 171V175H248V176H254V178L257 180V181H255V179L253 178L252 180H251V182L252 183H250V184H252L251 186H250V184H249V182H250V180H248L247 179V181H248V184H247V181H246V183L245 182H241L242 183V185L244 186V187H247L246 189L244 188V187H242V186H239V185H241L240 184V181H242L241 179H243L244 177H246V176H239V178H241V179H238L237 181H239V183L238 182H236V185L234 186L233 184H232V186L231 185H226V184H224V186H225V191H228L229 192V195L228 196H230V194L232 193V199L234 200V201H238V198L240 199L239 201H240V203H239V206H237L238 204H237V201L236 202H234V201H231L232 199H230L231 198V196H230V198H228V199H230V201H231V208L232 207H234V208H236V206H237V209H235V210H237V212L239 211V209H240V211H239V213H236V211L235 210H232L233 212L235 211V214H238V217H237V215H236V219H235V222H234V220H233V222H231L230 223V221L228 222V221H226L225 222V220L224 219H226V218H228V217H226L225 216V218L223 219L224 221H222V219L220 220V218L218 217V212L221 210V209H223V210H225L224 208H226V207H224L223 208V206L221 207V208H219L220 206H221V204H220V202H219V207H217L218 206V204L216 205L215 204V206L217 207H215L214 206V203L212 202V200H211V203L212 204H210V199L211 198H209V196H208V201L205 199V202H206V204H205V206H204V204L203 203H205L201 198H199V197H196L197 199H199V201H200V199L203 201V207H205V210H202L201 211V209L199 210V208L198 209H196V210H199V212L198 213H202V215H203V211H207L206 209H209L210 211H207L208 213H211V210H212V208L214 209V211H216V212H214L213 210H212V212H214V213H212V214H215V213H217L216 214V216L215 217H213L214 215H212V214H210L211 216H210V218H209V214L207 213V212H205L204 213V219L205 218H207L208 217V219H206V221L205 220H203V218H199V217H201V215L199 216V215H196V214H198L196 211H194V212H196L195 213V215L194 216H189V212H190V210L189 209H187V207H189V204L186 202V205H184V206H182V204H181V202H179L181 205H177L179 208H178V210H177V212H176V214H173L172 212V214H171V216H173V215H179V216H181V218H179V216L177 217V216H175L176 218H174L175 220L174 221H171V219L173 220V217H170L171 219L169 220V223H170V221H171V223L169 224V223H167V222H164V224L166 225L165 227L163 226V229L162 230H164V229H166L165 231H163V235H164V237H166V235L167 234H169L170 232L169 231H176L177 229H179V230H181L180 228H182V230H183V232L181 231L180 233H185L184 235H186V236H184V238H183V236L178 232V231H176L179 235H181L182 236V238H181V236H179L178 235V239H177V233L175 232V234H174V232H173V236H174V238L176 237V239L177 240H175V239H173V236H172V232L169 234L170 236H171V239L169 240V238H168V240L169 241H172V239H173V241H175V243L172 241V242H168L169 243V245H170V243L172 244V243H174L176 246H174V249H176L174 252L176 253H173L172 252V256H171V259L173 260V262L175 261V262H177V263H179L178 261L179 260H182V259H184V260H186L185 258H186V256H188L189 254L187 253V252H189L188 250L190 249V251H192L193 252V254H194V252L195 253H197V254H199L200 255V253L201 252H203V255L205 256V253L206 252H208L209 250H211V251H213V250H215V248H213L211 245H213L214 243H216L215 241H217L218 242V239H219V241L221 240L220 238H223V237H227L228 235H230L229 233H232V235L234 234L235 236H236V239H237V241H238V246L236 245V247L234 246L233 247V249H232V252H228V251H231V249H228L227 250V252L228 253H231V254H229V255H226V254H228L227 252L225 253L224 252V250H223V252L225 253H220L217 249V251L220 253V254H222V256H223V258H224V255H226V257L225 258H227L226 260H224L223 259V261L224 262H221V258L222 257H220L221 255H219V254H217V252L216 251H214L215 253H211V255H215L216 257H217V255H219V260H218V258H216L214 255V257L217 259V260H215V258L214 259H212V258H210V253L209 254H207L205 257L206 258H202V260H199V262L198 263H200L201 264V262L200 261H202V264H203V262L204 261H206V263L207 264H264V202H263V194H261V192L263 193L264 191V188H262L261 186H263L264 187V184H263V181H264V176L262 177L260 174L264 171H262V166L264 165V164H262L263 162H264V157L262 156V155H264V154H262V153H264L263 152ZM18 152V151H17ZM16 152V153H17ZM36 152V151H35ZM120 152V153H119ZM160 152V151H159ZM224 152V151H223ZM222 151L221 152H218V153H220V154H218L219 156H218V159L220 158V155H221V153H223ZM225 152H226V150H225ZM240 152V151H239ZM247 152V151H246ZM251 152V151H250ZM255 152V151H254ZM21 153V152H20ZM25 153V151L22 153L23 155V157H22V159H21V154H19V160L20 161H22L23 160V158H24V154ZM32 153H33V151H32ZM32 153H30V151H29V154L28 155H32ZM44 153L42 154V156L44 155ZM137 153L139 154V155H137ZM235 153H238V149H236V151H235ZM235 153H232V154H235ZM249 153V152H248ZM12 154V155H11ZM35 154V153H34ZM45 154V158H47V157H50V158H52V155L50 154H47V155H49V156H47ZM104 154H106L105 156V159H102L103 158V155ZM136 154V156H133V155H135ZM161 154V153H160ZM166 154V153H165ZM186 154V153H185ZM207 154H208V157H207ZM226 154V153H225ZM26 155H27V153H26ZM26 155H25V158H29V156L28 157H26ZM36 155V154H35ZM70 155L68 156V157H70ZM167 155V154H166ZM184 155V154H183ZM249 155H251V153L249 154ZM17 156V155H16ZM41 156V158H42V160H43V157ZM75 156V157H76ZM113 156V157H112ZM119 157V159L118 160H116L117 159V157ZM131 156V157H130ZM133 156V157H132ZM141 158V159H139V157ZM145 156V157H144ZM157 156V155H156ZM161 156H162V154L160 155V157L159 158H161ZM163 156H165L164 154H163ZM168 156V155H167ZM185 156V155H184ZM223 156H224V154H223ZM225 156H227V155H225ZM255 156V157H256ZM260 156H261V158H260ZM62 157V158H63ZM74 157V158H75ZM142 157H144L143 159H142ZM187 157V156H186ZM187 157V158H188ZM229 157V156H228ZM233 157V156H232ZM244 157V158H243ZM250 157V156H249ZM14 158V157H13ZM17 158H14L15 160H17ZM38 158H40V157H38ZM41 158L39 159L40 161H41ZM61 158V159H62ZM114 158V159H113ZM125 158V160H126V158H130L129 159V162H131V161H133V159L135 160L134 162H135V164H134V162H131L132 164H128L129 162H128V159H127V162L128 163H126V161L125 160H123V159ZM136 158H138V161H137V159ZM153 158V159H152ZM157 158V157H156ZM164 157H162V159H163ZM182 158V157H181ZM184 158V157H183ZM204 158L206 159L207 158V160H204ZM221 158H223V157H221ZM231 158V157H230ZM230 158H227L228 160L230 159ZM262 159L261 160V162H260V159ZM3 159V160H2ZM34 159V158H33ZM144 159H146V161L144 160ZM167 159V158H166ZM165 159V160H166ZM209 159V160H208ZM227 159H226V161H227ZM246 161H245V160ZM252 159V158H251ZM11 160V159H10ZM30 159H28V161H29ZM45 160V159H44ZM41 161V162H39L40 164L39 165H41V163L42 162H45V161ZM49 159L47 158V161H48ZM51 160V159H50ZM68 160V159H67ZM82 160V161H83ZM122 160V161H121ZM143 160V161H142ZM158 160H160V159H158ZM165 160H163V161H161L160 160V162H161V164L160 165H162V170H163V164H165L164 162H165ZM212 160V161H211ZM222 160V159H221ZM233 160V159H232ZM3 161V162H4ZM24 161H25V159H24ZM31 161V160H30ZM30 161H29V163H30ZM46 161V162H47ZM58 161H59V159H58ZM63 161H65L66 162V165H68V166H66L65 164H64V162ZM74 161V162H73ZM83 161V162H84ZM152 161V162H151ZM206 161V163H204ZM224 161V160H223ZM257 161H259V162H257ZM12 162H14V160L12 161ZM12 162H9V163H12ZM18 160H17V164H18ZM32 162H34V160L32 161ZM36 163L38 162V159L36 158V161H35ZM141 162H139V163H141ZM146 162V163H145ZM182 162V161H181ZM246 162H248V166H247V168H248V171L250 170V172H249V174H248V172L246 171L247 170V168H245L246 170H244V169H241L242 167H243V164L245 163L246 165H247V163ZM21 163V162H20ZM35 163V164H36ZM85 163V162H84ZM100 163V162H99ZM98 163V164H99ZM125 163V164H124ZM139 163H137L136 165V167H138V165H139ZM163 163V164H162ZM261 163V164H260ZM1 162H0V166H1ZM25 164V163H24ZM31 164H34V163H30V165ZM38 164V163H37ZM36 164V165H37ZM56 164H58V162H57V160H56ZM90 164V163H89ZM95 164V163H94ZM142 164V163H141ZM154 164V163H153ZM155 164H157V162L155 163ZM159 164V163H158ZM258 164H259V166H258ZM4 165V164H3ZM6 165V164H5ZM12 164H10V166H11ZM15 165V164H14ZM14 165H13V167H14ZM26 165V164H25ZM25 165H21V167H23V166H25ZM29 165V166H30ZM47 165V166H48ZM262 165V166H261ZM16 166V165H15ZM19 166H20V164H19ZM43 166V165H42ZM96 166V165H95ZM105 166H102V167H105ZM142 166V165H141ZM153 166V165H152ZM221 166V165H220ZM219 166V167H220ZM245 166V165H244ZM12 167V168H13ZM31 167L33 168V166L31 165ZM31 167L29 168L30 170H31ZM44 167V166H43ZM46 167V166H45ZM85 169H84V168ZM97 167H98V165H97ZM99 167H101L100 165H99ZM99 167H98V169H99ZM157 167V166H156ZM159 167V166H158ZM234 167H235V169H234ZM246 167V166H245ZM259 167H261V171H260V169H259ZM7 168V167H6ZM15 168V167H14ZM27 168V167H26ZM40 168V167H39ZM51 168H48L49 169V172L50 173H52V171H50V169ZM90 168V169H89ZM92 168V169H93ZM96 168V167H95ZM94 168V169H95ZM125 168H126V166H125ZM133 168V167H132ZM154 168H155V165H154ZM173 168V169H172ZM180 168V169H179ZM234 169V170H236V171H234V174H236L235 176H233L234 174H232L233 173V170L232 169ZM244 168V167H243ZM17 169V168H16ZM21 169V168H20ZM20 169H18V172H19V170ZM24 169H25V167H24ZM101 169H103V168H101ZM170 169H172V171H170L169 172V170ZM217 169V168H216ZM21 170H23V169H21ZM26 170V169H25ZM25 170H23V172H25V174H26V172L28 171L29 172V170H27V171H25ZM38 170V169H37ZM40 170V169H39ZM132 170V169H131ZM152 170V169H151ZM160 170V171H159ZM164 170V171H165ZM48 171V170H47ZM55 171V172H56ZM77 171H80V172H78L77 174L75 173V172H77ZM125 171H127V169L125 170ZM218 171V170H217ZM232 171V172H231ZM237 171H238V173H237ZM259 171L261 172V173H259ZM31 172H32V170H31ZM34 172V174L36 173L35 171H33ZM38 172V171H37ZM41 172V171H40ZM90 172H92V171H90ZM90 172H88V174L90 173ZM97 172V171H96ZM95 172V173H96ZM105 172H106V170H105ZM134 172H136L137 173V171H134L133 170V172H131V173H134ZM220 172V171H219ZM43 173V172H42ZM45 173H46V171H45ZM57 173H55V174H57ZM75 173V174H74ZM101 173H102V171H101ZM139 173V172H138ZM163 172H161V174H162ZM174 173V174H175ZM221 173V172H220ZM247 173V174H246ZM259 173V174H258ZM16 174H18V173H16ZM21 174H24V173H22V171H21ZM20 174V175H21ZM24 174V175H25ZM28 174H30V172L28 173ZM53 174H54V172H53ZM91 174L92 173H90L89 175H90V177H91ZM120 174V173H119ZM129 174V173H128ZM217 174H219V173H217ZM216 174V175H217ZM254 174V175H253ZM256 174V175H255ZM263 174H264V172H263ZM262 174V175H263ZM19 175V176H20ZM41 175V174H40ZM44 175V174H43ZM43 175H42V177H43ZM47 175V174H46ZM52 175V174H51ZM49 176L50 178L52 177V176ZM73 175H75L74 176V178H73ZM78 175V176H79ZM83 175H81L82 176V178H86V177H83ZM93 175H94V172H93ZM103 175H105V174H103ZM103 175H102V177H103ZM106 175H107V173H106ZM121 175H122V172H121ZM136 175V176H135ZM220 175V174H219ZM218 175V176H219ZM221 175V176H222ZM257 175L260 177V178H258L257 179ZM37 176V175H36ZM48 176V175H47ZM57 176V177H58ZM95 176H97L96 174H95ZM117 176V175H116ZM217 176V177H218ZM247 176V177H248ZM2 177V175H0V178ZM22 177H24V176H22ZM22 177H20V180H23V179H21ZM29 177H30V175H29ZM32 177H33V175H32ZM35 177V176H34ZM45 177V176H44ZM43 177V178H44ZM58 177V178H59ZM88 177V176H87ZM93 177V176H92ZM104 177H106V176H104ZM103 177V178H104ZM108 177V176H107ZM113 177V178H112ZM120 177V176H119ZM122 177V176H121ZM120 177V178H121ZM160 177V176H159ZM163 177V176H162ZM168 177V178H167ZM169 177H171L172 178V181L170 180L171 178H169ZM223 177V176H222ZM17 178L18 177H16V181H17ZM28 178V177H27ZM36 178H40V180H41V177L39 176H37ZM43 178H42V180L40 181V182H45V181H43ZM53 178H54V175H53ZM82 178H80L79 177V179L78 180H83ZM94 178V177H93ZM176 178V179H177ZM230 178H233L234 179V182H232L231 183V180H230ZM263 178V179H262ZM2 179V178H1ZM0 179V182L2 183L3 181V179L1 180ZM19 179V178H18ZM30 179L31 178H28V181H30ZM32 179H34L35 180V178H32ZM32 179H31V182L33 183V181H32ZM49 179V178H48ZM47 179V180H48ZM62 179V178H61ZM61 179H60V181H61ZM74 179V180H73ZM94 179H96V178H94ZM94 179H91V180H94ZM168 179V180H167ZM217 179V178H216ZM215 179V180H216ZM220 179V178H219ZM221 179H223V178H221ZM246 179V178H245ZM245 179L243 180V181H245ZM250 179V178H249ZM262 179V180H261ZM19 180V181H20ZM26 180V179H25ZM24 180V181H25ZM37 180V179H36ZM54 181H55V179H53ZM159 180V179H158ZM254 180V181H253ZM5 181V184H6V182H7V180H4ZM15 181V182H16ZM27 181V180H26ZM25 181V182H26ZM27 181V182H28ZM51 181V180H50ZM63 181V180H62ZM75 181H77V180H75ZM217 181V180H216ZM224 181H222V180H220V182H222V184H223V182ZM228 181V182H229ZM12 182V181H11ZM35 182V181H34ZM37 183H38V181H36ZM35 182V183H36ZM220 182H217V184L219 183L220 184ZM253 182H254V184H255V182L257 183V184H255V185H253ZM261 182H262V184H261ZM7 183H9V182H7ZM18 183V182H17ZM30 183V182H29ZM32 183H30L29 184V187H31L33 184ZM36 183V184H37ZM51 183V182H50ZM53 183V182H52ZM55 183V182H54ZM71 183H72V186H70L71 185ZM155 183V184H154ZM175 183H177L178 184V182H175ZM179 183V184H180ZM200 183V184H201ZM207 183V184H206ZM13 184V183H12ZM16 184V183H15ZM20 184H22L21 183V181H20ZM19 184V185H20ZM32 184V185H31ZM40 184V183H39ZM38 184V185H39ZM45 184H47L46 182L44 183V185ZM66 184V185H67ZM73 184H76L77 186L79 185L80 186V189H81V191H79V186H78V189H76V188H73V187H75V185H73ZM178 184V185H179ZM182 184H180V185H182ZM221 184V185H222ZM237 184H239L238 186H237ZM246 186H245V185ZM7 185V184H6ZM10 185L11 184H9V187H10ZM27 185H28V183H27ZM38 185H37V187H38ZM177 185V186H178ZM183 185L181 186L182 188H183ZM197 185H199V184H197ZM196 185V186H197ZM205 185H204V187H205ZM214 185V184H213ZM216 185V184H215ZM221 185H219V186H221ZM250 186V188H249V186ZM0 186H1V184H0ZM3 186H4V184H3ZM16 186V185H15ZM24 186V185H23ZM46 186V185H45ZM48 187L50 186L49 184L47 185ZM46 186V187H47ZM53 186H50V188H54ZM56 186V187H57ZM159 186V185H158ZM175 185H173V187H174ZM176 186V187H177ZM203 186V185H202ZM223 186V187H224ZM5 187H7V186H5ZM14 187V186H13ZM19 187V186H18ZM21 187V186H20ZM36 187V186H35ZM35 187H34V189H35ZM42 187V186H41ZM93 187H94V185H93ZM92 187V188H93ZM160 187H162V186H160ZM173 187H171L170 189H172ZM185 187V186H184ZM192 188V186L190 185L189 186V188ZM217 187V186H216ZM215 187V189H217ZM222 187V186H221ZM2 188V186L0 187V189ZM8 188V187H7ZM6 188V189H7ZM42 188H44V187H42ZM167 188V187H166ZM178 188H180V186L178 187ZM177 188V190H179ZM199 188H201V186H199ZM203 188V187H202ZM205 188H208V186L207 187H205ZM3 189V188H2ZM1 189V190H2ZM5 189V188H4ZM8 189H13L12 191H10V192H12L13 193V191H15L14 189H16V188H12V186H11V188H8ZM7 189V190H8ZM19 189V188H18ZM22 189H23V187H22ZM28 190L30 189V188H27ZM39 189V188H38ZM45 189V188H44ZM47 189V188H46ZM75 189H76V191H77V193H78V191H79V193L77 194V195H74V192H73V190L75 191ZM194 189V188H193ZM192 189V190H193ZM218 189H219V187H218ZM223 189V188H222ZM0 190V191H1ZM27 190V191H28ZM31 190H33L32 188H31ZM31 190H30V192H31ZM40 191H42L41 189H39ZM51 190V189H50ZM49 190V188H48V191H50ZM54 190V189H53ZM83 190V191H82ZM160 190V191H159ZM176 190V189H175ZM174 190V191H175ZM188 190V189H187ZM192 190L190 191V190H188V191H190V192H192ZM194 190H196V188L194 189ZM200 190V189H199ZM204 191H205V189H203ZM203 190H201V193H200V191H199V193L201 194V195H203V193H206V191L204 192ZM207 190V189H206ZM4 191H6V190H4ZM3 191V192H4ZM21 191V190H20ZM22 191H24V190H22ZM27 191H25L24 193H26V194H24V195H22L23 194V192H21L22 194H19L20 195V197H22L21 198V200L23 199V198H25L26 197V195H27ZM44 192H46L45 190H43ZM47 191V192H48ZM52 191V190H51ZM169 191V190H168ZM182 191V190H181ZM184 191H185V189H184ZM183 191V192H184ZM197 191V190H196ZM208 191V190H207ZM213 191H214V189H213ZM218 191V190H217ZM216 191V192H217ZM219 191H220V189H219ZM3 192L1 191V193L3 194ZM9 192V193H10ZM19 192V191H18ZM30 192L28 193V194H30ZM105 192H106V190H105ZM109 192V191H108ZM151 192H154V193H152L153 195H150L151 194ZM165 192H167L166 190H165ZM164 192V193H165ZM171 192V191H170ZM211 192V191H210ZM12 193L11 194H9L8 195V193L7 194H4L5 196L3 197V199L5 198V197H7L8 196V198H10L9 196L10 195H12ZM14 193H16V191L14 192ZM36 193V192H35ZM35 193H33V195L35 194ZM38 193V192H37ZM36 193V194H37ZM41 193V192H40ZM102 193V194H101ZM175 193H176V191H175ZM179 193V192H178ZM215 193V192H214ZM220 193V192H219ZM223 193V195H224V192H222ZM42 194H44V193H41V195ZM105 194V193H104ZM190 194V193H189ZM192 194V193H191ZM199 194V195H200ZM207 194H209V192L207 193ZM225 194H226V192H225ZM15 195V194H14ZM17 195V194H16ZM19 195H17V197L19 196ZM106 195H107V192H106ZM181 195V194H180ZM183 195V194H182ZM185 195V194H184ZM187 195V194H186ZM195 194H192L191 195V197L190 198H192V197H194L195 198V196H194ZM205 195V194H204ZM210 195V194H209ZM215 195V194H214ZM222 195V196H223ZM261 195H262V197H261ZM1 196V195H0ZM13 196V195H12ZM43 197L45 196V195H42ZM41 196V197H42ZM49 196V195H48ZM57 196V197H56ZM73 196H76V197H74V199H76V201H78L79 199L78 198H80V200L78 201V203L77 202H74L75 200L73 199ZM111 196H109L110 198H111ZM158 196V197H157ZM168 196H170V195H168ZM173 196V195H172ZM188 196V195H187ZM190 196V195H189ZM218 196V195H217ZM234 196H236L237 197V199L234 197ZM19 197V198H20ZM47 197V196H46ZM78 197V198H77ZM89 197V198H88ZM107 197H108V195H107ZM116 197H112V198H114V199H112L111 201H115V198ZM177 197V196H176ZM182 197V196H181ZM180 197V198H181ZM184 197H186V196H184ZM183 197V198H184ZM211 197V196H210ZM224 197V196H223ZM226 197V196H225ZM2 198V197H1ZM8 198H6L7 200L5 201L6 202V204H4L3 202H2V205L4 204V205H6L5 207L6 208H8V202L7 201H9L8 200ZM13 198V197H12ZM29 198H31V194H30V197ZM33 198V197H32ZM31 198V199H32ZM35 198H36V195H35ZM45 198V197H44ZM105 198H106V196H105ZM165 198V197H164ZM163 198V200L164 201H162V204H163V202H165L164 204H166V199H164ZM175 198V197H174ZM182 198V199H183ZM196 198H195V200H196ZM215 198L217 199V200H215L216 202L218 201V198L215 196ZM235 198V199H234ZM26 199H27V197H26ZM34 199V198H33ZM36 199H39V201H40V197H38V198H36ZM35 199V200H36ZM42 200H43V198H41ZM63 199V200H62ZM66 199H67V201H66ZM96 199V200H95ZM102 199H104V198H102ZM107 199V198H106ZM109 199V198H108ZM149 199V200H148ZM219 199H221L220 198V196H219ZM1 200V199H0ZM5 200V199H4ZM11 201H10V204L11 203H14L13 201H12V199H10ZM48 200H49V198H48ZM48 200L45 202L46 203V206H47V203L48 204H50L49 202H48ZM54 200V199H53ZM53 200H51V202H53ZM175 200V199H174ZM173 200V201H174ZM176 200H179V199H176ZM175 200V201H176ZM183 200H186V198L185 199H183ZM182 200V201H183ZM194 199H193V202H195L194 204H193V206L194 205H198V204H200L199 203V201L198 200H196L195 201ZM222 200H224V201H226L227 200V197H226V200L225 199H222ZM15 201V200H14ZM26 201V200H25ZM32 201V200H31ZM58 201V202H57ZM99 201H102V200H99ZM104 201V200H103ZM103 201H102V203H103ZM105 201H108V200H105ZM145 201V202H144ZM149 201V202H148ZM155 201H156V199H155ZM174 201V202H175ZM187 201V200H186ZM221 201V200H220ZM223 201V202H224ZM24 202V201H23ZM23 202H21V204H23ZM30 202V201H29ZM33 202V201H32ZM144 202V204H146L145 206L143 205H141L142 203ZM151 202H154L153 200L151 201ZM161 202V200H158V202L157 203H160ZM197 202H198V204H197ZM222 201H221V203H223ZM17 203V202H16ZM20 203V202H19ZM25 203V202H24ZM27 203V202H26ZM38 202H36L35 204H37ZM40 203H42L41 201L38 203L40 206H41V204ZM44 203V204H45ZM81 203V204H82ZM97 203V202H96ZM95 203V204H96ZM99 204H100V202H98ZM101 203V204H102ZM108 203V202H107ZM106 202H105V205H103L104 207H106V204H107ZM111 203V202H110ZM109 203V204H110ZM176 203V202H175ZM218 203V202H217ZM236 203V204H235ZM1 204V203H0ZM9 204V205H10ZM15 204V203H14ZM21 204H20V206H21ZM32 204L33 203H30V207H32ZM37 204V206H39ZM72 204H70L71 206H72ZM104 204V203H103ZM119 204V205H120ZM148 204V205H147ZM156 204V203H155ZM154 204V205H155ZM183 204H184V202H183ZM187 204H188V206H187ZM235 206H234V205ZM13 205V204H12ZM11 205V206H12ZM70 205H68V206H70ZM84 205H86V204H84ZM86 205V206H87ZM112 205V204H111ZM114 205V204H113ZM118 205V204H117ZM116 205V206H117ZM122 205H124V206H122ZM127 205V206H126ZM140 205L143 207V209H141V211H137V209H139L140 208ZM157 205V204H156ZM167 205H168V202H167ZM173 205H176V204H173ZM225 205H226V203H225ZM15 206L16 205H14V210H15ZM19 205H17V207H20ZM24 206V205H23ZM42 206H43V204H42ZM64 206V205H63ZM96 206H97V204H96ZM102 206V205H101ZM110 206V205H109ZM109 206H108V208H109ZM131 206H128L129 207V209L127 208V210H126V212L125 213H123L122 212V210L121 209H119L120 211H119V213H121V214H119L120 216H119V219L121 218V220L123 219V220H125L124 221V223L122 224V226H121V228H122V230H120V229H118V230H120V231H122L121 232V234H120V232H119V235H120V238L117 236V238L114 240V241H116L117 239H119V241L117 242L119 245H120V247H118L119 249H117V250H119L120 251V253H119V251H117V253H119L118 255H119V257L115 254V256H117V258H113V259H110L111 258V256H109L110 254H108V253H110L111 251H112V249L110 250V251H108V249L105 247V246H107V245H105V241H106V238H107V236H104V241L100 238H98V240L96 239V240H91L90 239V241H88V243L86 242V243H82V241L80 242L78 239H77V241H79V244L80 243H82V244H84V247H83V249L82 248H79V245H78V242L76 243V241H75V239L72 241V240H70V239H67L65 236H63V238L64 239H62V240H65L66 241V246H65V248H64V250L62 251L63 253H61V254H63V256L65 257L64 258V261L67 259V260H69V259H71V262L70 261H67L68 263L67 264H71L72 262H74V260L76 259V257H78L79 256V258H77V260H80L81 261V259L83 260V263H85V264H137V263H139V264H143L142 262H144V254L145 253H143V254H139L140 256H138L137 254H134V249L136 248V246L134 247V243H133V240L131 241V239L129 240V235H131V233L132 232H134V230H133V224H132V222H130V221H128L129 219H130V215H131V212L133 211V210H131ZM147 206V207H146ZM158 206V205H157ZM160 207L162 206L161 205V203H160V205H159ZM158 206V207H159ZM199 206H201V205H199ZM214 206V207H213ZM5 207H3V208H5ZM26 206H24V208H25ZM35 207H36V205H35ZM61 207V206H60ZM73 207H74V204H73ZM80 207V206H79ZM79 207H74L75 209H71L70 208V217H72L71 215H72V213L73 214H75V216L74 217H76V218H84L83 220H81V219H79V220H81V221H84V226H85V228L84 229H86V225H90V227H91V229H93L94 227H97L96 225H97V221L95 220V222L93 221V220H90V218H92V219H94L93 217H94V215L97 213H95V210H94V213L92 214V212L93 211H91V214L93 215H90V213H88V212H90V211H87L86 210V212H87V214H86V212L84 213V212H80V211H77L78 210V208ZM95 207V206H94ZM99 206H97V208H98ZM112 207V206H111ZM141 207V208H142ZM170 207V206H169ZM175 207V206H174ZM192 207V206H191ZM197 207V206H196ZM203 207H201V208H203ZM238 207H240V208H238ZM21 208V207H20ZM19 208V209H20ZM28 208V207H27ZM27 208H25V209H27ZM41 209H42V207H40ZM45 208V207H44ZM68 208V207H67ZM83 208H87V207H82L81 209L83 210ZM96 208V207H95ZM96 208V209H97ZM164 208V207H163ZM163 208H162V210H163ZM182 209V210H180L181 211V213H180V211H179V209ZM216 208V209H215ZM9 209V208H8ZM8 209H7V211H8ZM10 209H12V207L10 208ZM23 208H21V210H22ZM40 209V210H41ZM91 209H94V208H91ZM100 209V208H99ZM104 208H102V210H103ZM106 209H107V207H106ZM116 209V208H115ZM146 209V210H145ZM161 209V208H160ZM204 209V208H203ZM220 209V210H219ZM227 209V208H226ZM3 210V209H2ZM6 210V209H5ZM18 210V209H17ZM16 210V211H17ZM24 210V209H23ZM34 210H35V208H34ZM44 210V209H43ZM77 211V213H76V211ZM98 210V209H97ZM140 210V209H139ZM158 210V211H157ZM165 210V209H164ZM174 209H172V211H173ZM193 210V209H192ZM229 210H230V207H229ZM16 211H15V213H16ZM29 211V210H28ZM28 211H26V212H28ZM74 211V212H73ZM85 211V210H84ZM98 211H100V210H98ZM106 211V210H105ZM105 211H104V213H105ZM109 211V210H108ZM113 211V210H112ZM111 211V212H112ZM115 211V210H114ZM124 211H125V209H124ZM145 211H147V212H145ZM149 211V212H148ZM201 211V212H200ZM1 212V211H0ZM5 212L6 211H4V214L2 215V212H1V214H0V216H3L4 217V215H5ZM9 212V211H8ZM7 212V213H8ZM18 212V211H17ZM26 212L24 213V214H26ZM35 212V211H34ZM33 212V213H34ZM53 212V211H52ZM52 212H51V214H52ZM64 212V211H63ZM78 212H80V213H78ZM101 212V211H100ZM135 211H133V213H134ZM134 213L135 215H137V213ZM142 212V213H141ZM170 212V211H169ZM225 212H227V211H225ZM231 212V211H230ZM233 212H231L230 214H232L233 215ZM10 213H11V211H10ZM29 213H31V212H29ZM35 213H37V212H35ZM35 213H34V215H35ZM41 213H42V210H41ZM44 213V212H43ZM48 213V212H47ZM50 213V212H49ZM81 213H83V215H84V217L82 216V214ZM102 213H103V211H102ZM101 213V214H102ZM107 213V212H106ZM105 213V214H106ZM115 213H117V215H118V212H115ZM179 213V214H178ZM190 213V214H191ZM220 213V212H219ZM229 213V212H228ZM16 214H18V213H16ZM15 214V215H16ZM24 214L22 213V216L24 217ZM64 214H66V213H64ZM69 214V213H68ZM67 214V215H68ZM78 214V215H77ZM80 214H81V216H80ZM98 214V213H97ZM101 214H98V215H101ZM112 214V213H111ZM134 214H133V216H134ZM152 214V213H151ZM153 214H152V216L151 217H153ZM160 214V213H159ZM163 214V213H162ZM167 214H169V213H167ZM206 214H208V215H206ZM221 214H222V211H221ZM221 214H220V216H221ZM223 214H224V211H223ZM7 215V214H6ZM5 215V216H6ZM9 215H12V214H9ZM14 215V214H13ZM14 215V216H15ZM21 215V214H20ZM44 215V214H43ZM45 215H46V212H45ZM50 215V214H49ZM88 215V216H87ZM91 217H90V216ZM104 215V214H103ZM112 215H114V214H112ZM116 215V216H117ZM126 215L127 216H129V218L128 217H126ZM144 215V217H146ZM225 215V214H224ZM224 215H223V217H224ZM14 216H12L13 217V219H12V221L13 220H15L14 219ZM19 216V215H18ZM28 216L30 217V215L28 214ZM64 216V215H63ZM106 216H109V215H106ZM140 216V217H141ZM148 216V215H147ZM161 217L163 216V215H160ZM169 216V215H168ZM207 216V217H206ZM228 216H229V214H228ZM7 217V216H6ZM11 217V218H12ZM22 217V220H20V221H23V220H25V221H27L28 219H30L29 217H28V219L26 220L25 219V217L23 218ZM37 217V216H36ZM41 217H43L42 215H41ZM50 217V216H49ZM48 217V218H49ZM59 217V216H58ZM66 217V216H65ZM72 218L71 220L72 221H74V219H76V218ZM90 217V218H89ZM96 217V216H95ZM98 217V219L99 218H102V217H100V216H97ZM114 217H115V215H114ZM118 217V216H117ZM137 217V216H136ZM234 217V216H233ZM15 218H18L19 219V217H15ZM47 218V220H50V219H52V216L48 219ZM86 218V219H85ZM89 218V220L87 221V219ZM106 218V217H105ZM104 218V219H105ZM138 218V217H137ZM142 218V217H141ZM156 219H157V217H155ZM178 218L179 219H181V220H179V224H180V222L181 223H183V225H181L180 224V226L181 227H179V224H178V222H177V220H178ZM0 219H1V217H0ZM3 219V218H2ZM6 220H7V218H5ZM18 219H16V221H18ZM35 219V218H34ZM37 219V218H36ZM43 219H45V218H43ZM54 219H56V217L54 216ZM69 219V218H68ZM67 219V220H68ZM97 219V220H98ZM112 219H113V217H112ZM148 219V218H147ZM146 219V220H147ZM163 219H164V217H163ZM166 219H167V217L165 218V220L164 221H166ZM169 219V218H168ZM202 219V220H201ZM229 219H231L230 218V216H229V218H228V220ZM38 220V219H37ZM41 220V223L43 222L42 221V219H40ZM59 220H62L61 218L60 219H58V221ZM66 220V221H67ZM77 220V219H76ZM79 220H77V224H79ZM100 220V219H99ZM98 220V221H99ZM110 220H111V218H110ZM133 220V219H132ZM139 220H140V218H139ZM138 220V221H139ZM153 220H155V219H153ZM208 220V221H207ZM227 220V219H226ZM11 221V223L13 224V222ZM25 221H23L22 223H21V225H19L20 223L19 222H16V225H18V226H16L15 224H13V225H15L17 228L15 229V231H16V234H15V238H18V239H16L15 240V238H12V240H15V241H11V242H13V243H11L10 242V244L14 247L15 245L17 246L20 242H23V241H21V239L23 240L24 239V241L25 242H23L24 244V246H22V245H20L19 244V246H20V249H22V250H24V247L25 246H29L30 245V242H28L29 240H30V238L31 239H33V237H35L36 236V238H38L39 239V237H41L42 235H44V231L46 230V229H48V230H50V228L51 229H54L53 227H55L56 229V231H58L59 229H61V227H62V225H58V221L57 220H55V221H57V224L55 225V226H53V224L54 223H56L55 221L53 222V221H51L50 223L52 224H49V225H47L48 223H47V221H45L47 224L46 225H43V226H41V225H39L38 224V222H36V220H35V222L37 223V224H35L36 226H32V222H30V224L28 225L27 223L25 224L24 222ZM30 221V220H29ZM29 221H28V223H29ZM34 221V220H33ZM137 221V222H138ZM143 221V220H142ZM160 221H162L161 219H160ZM168 221V220H167ZM60 223H63V222H61V221H59ZM69 222V221H68ZM85 222L87 223V224H85ZM104 222V220L102 221V222H99V225L101 224V223H103ZM107 222V221H106ZM123 221H121V223H122ZM149 221H147V223H148ZM156 221H154V223H155ZM157 222H158V220H157ZM172 222H175V224H177V226L175 225L174 227L173 226H171V225H174V223H172ZM177 222V223H176ZM0 223H2V220L0 221ZM15 223V222H14ZM17 223H19V224H17ZM32 223V224H31ZM82 223V224H81ZM80 223V225H82L83 226V222H81ZM113 223H114V221H113ZM152 223H153V221H152ZM153 223V224H154ZM163 223V222H162ZM161 223V224H162ZM6 224V223H5ZM5 224H4V226H5ZM7 224H10V221H9V223H7ZM43 224H45L44 222H43ZM66 224V223H65ZM64 224V225H65ZM109 225H110V223H108ZM107 224V225H108ZM117 224V223H116ZM115 224V225H116ZM140 224H141V222H140ZM0 225H3V224H0ZM13 225H11V228H12V226ZM31 225V226H30ZM69 225V224H68ZM67 225V226H68ZM75 226H76V224H74ZM119 225H121V224H119ZM134 225H136V224H134ZM142 225V224H141ZM149 225V224H148ZM155 225V224H154ZM168 225H169V227H168ZM9 227H10V225H8ZM53 226V227H52ZM58 226H60V228L59 229H57L58 228ZM70 226V225H69ZM82 226H80V229H83V227ZM102 227L99 229V227L97 228V230L98 231H101L102 230V228L105 226H103V225H101ZM112 226H113V224L111 225V231H112ZM153 226V225H152ZM151 226V227H152ZM156 226V228H157V225H155ZM160 225H158V227H159ZM171 226V227H170ZM183 226V227H182ZM188 226V227H187ZM71 227H72V225H71ZM77 227V226H76ZM79 227V226H78ZM77 227V228H78ZM136 227H137V225H136ZM135 227V228H136ZM140 227V226H139ZM150 227V226H149ZM179 227V228H178ZM4 228V227H3ZM7 228V227H6ZM14 228V227H13ZM107 228V226H105V231L108 229H106ZM110 228V227H109ZM115 228V227H114ZM142 228V227H141ZM147 228V227H146ZM167 228H171L170 230L169 229H167ZM65 229H67V228H65ZM70 229V228H69ZM69 229H67V230H69ZM90 229V228H89ZM95 229V228H94ZM144 229V228H143ZM160 229V228H159ZM159 229L157 228V229H155V232L153 231V229L151 230L152 232H154V237L153 238H155L156 236L155 235H160L161 233L159 232ZM176 229V230H175ZM13 230V229H12ZM12 230H11V232H12ZM54 230V231H55ZM79 230V229H78ZM95 231V230H93L94 232H98V231ZM103 230H104V228H103ZM102 230V231H103ZM130 230H132V232L130 231ZM145 230V229H144ZM158 232H157V231ZM14 231V230H13ZM15 231H14V233H15ZM18 231V232H17ZM47 231V230H46ZM45 231V232H46ZM71 231V230H70ZM70 231H67V232H70ZM74 231V230H73ZM84 230H82V232H83ZM87 231V230H86ZM88 231H90V230H88ZM108 231H110V230H108ZM115 231H116V228H115ZM114 231V233H116ZM136 231H137V229H136ZM1 232V231H0ZM3 232V231H2ZM51 232V231H50ZM52 232H53V230H52ZM81 232V231H80ZM81 232V233H82ZM151 232V234H149L150 236H149V238L150 237H152V235H153V233ZM166 232H168V233H166ZM47 233V232H46ZM45 233V234H46ZM53 233H55V232H53ZM58 233V232H57ZM70 233H72V232H70ZM70 233H68V234H70ZM99 233V232H98ZM113 233V235L114 236H116L115 234ZM130 233V234H129ZM49 234V233H48ZM60 234V233H59ZM116 234H118V233H116ZM138 234V233H137ZM166 234V235H165ZM213 235V237H210V235H209V237L210 238H212V240H213V238L214 237H216V236H221L220 238H216V240L213 242V244H211L212 242H210V241H212V240H210L209 242L205 239L204 240V238H206L207 236L206 235ZM1 235H3V233H1ZM19 235V236H18ZM50 235V234H49ZM61 235V234H60ZM71 235V234H70ZM99 235H101V234H99ZM103 235V234H102ZM104 235H106L105 233H104ZM111 235V234H110ZM147 234H145L144 236H146ZM168 235V237H170ZM215 235V236H214ZM233 235V236H234ZM18 236V237H17ZM37 236H39V237H37ZM52 236V238L54 237L53 235H51ZM69 236V235H68ZM93 236H95V235H93ZM92 236V237H93ZM113 236V237H114ZM161 237H162V234L160 235ZM160 236H157V237H159L160 238ZM44 237H47V236H44ZM50 237V236H49ZM70 237H73V235L72 236H70ZM111 237V236H110ZM112 237V238H113ZM156 237V238H157ZM164 237H162L163 239H165ZM187 237V238H186ZM209 237H207V238H209ZM232 237V236H231ZM1 238H2V236H1ZM0 238V239H1ZM21 238V239H20ZM42 238V237H41ZM134 238V237H133ZM132 238V239H133ZM202 238H203V241H202ZM238 238H240V239H238ZM3 239V238H2ZM1 239V240H2ZM9 239V238H8ZM27 239H29L27 242L29 243V245L27 244V245H25L26 244V240ZM35 239V238H34ZM44 239V238H43ZM42 239V242L44 241ZM56 239H57V237H56ZM109 239V238H108ZM138 239V238H137ZM158 239V238H157ZM180 239H182V240H180ZM184 239H188V240H184ZM215 239V238H214ZM229 239V238H228ZM227 239V240H228ZM232 239V238H231ZM235 239V238H234ZM234 239H232V240H234ZM6 240V239H5ZM4 240V241H5ZM46 240V239H45ZM50 240H52L51 238H50ZM55 240V239H54ZM59 240H60V238H59ZM81 240V239H80ZM111 240V239H110ZM143 240V239H142ZM141 240V241H142ZM149 240V239H148ZM156 240V239H155ZM154 240V241H155ZM160 240V239H159ZM162 240V239H161ZM166 240L167 239H165V241H162V242H165L166 243ZM226 240V239H225ZM226 240V241H227ZM17 241H18V244H17ZM33 242H34V240H32ZM56 241V240H55ZM75 241V242H74ZM114 241L112 242V243H114ZM145 241V240H144ZM151 241H152V239H151ZM158 241V240H157ZM177 241L178 242H180V241H182V243L180 242V247L176 244L177 243ZM229 241H230V239H229ZM236 241V242H237ZM6 242V241H5ZM14 242H16V243H14ZM33 242L31 243V244H33ZM41 242V243H42ZM48 242V241H47ZM52 242V241H51ZM74 242V243H73ZM107 242V241H106ZM120 242V243H119ZM135 242V241H134ZM147 242V241H146ZM156 242V241H155ZM160 242V241H159ZM221 242H222V240H221ZM46 243V242H45ZM49 243V242H48ZM53 243H55L54 241H53ZM56 243H57V241H56ZM58 243H59V241H58ZM61 243H64L63 241H61ZM77 244L78 245V247H75V245L74 244ZM109 243H110V241H109ZM112 243L110 244V245H112ZM136 243V242H135ZM141 243V242H140ZM183 243H186V245L184 244L183 245ZM226 243V242H225ZM13 244H15V245H13ZM35 244V243H34ZM38 244H39V242H38ZM44 244V243H43ZM81 244V246H83ZM150 244H152L151 242H150ZM160 244H161V242H160ZM159 244V245H160ZM164 244V243H163ZM173 244V245H174ZM179 244V243H178ZM222 244H224V242L223 243H221V249H223V245ZM237 244V243H236ZM36 245V244H35ZM50 245H52L51 243L49 244V245H47V246H50ZM56 245V244H55ZM54 244H53V247H56ZM64 245V244H63ZM74 245V246H73ZM144 245H146V244H144ZM143 245V246H144ZM167 245V244H166ZM219 245V244H218ZM217 245V246H218ZM229 245V244H228ZM232 245V244H231ZM9 246V245H8ZM22 246V247H21ZM80 246V247H81ZM109 246V245H108ZM157 246V245H156ZM161 246H163L162 244H161ZM171 246V245H170ZM188 246H191L190 248L188 247ZM192 246H193V248H194V250H192ZM208 246V247H207ZM4 247V246H3ZM18 247V246H17ZM27 247H26V249H27ZM30 247V246H29ZM28 247V248H29ZM40 246H38V247H36V248H38V249H40L39 251L41 252L42 251V253L44 254V252H43V250H41L42 249V246L39 248ZM45 248H46V246H44ZM44 247H43V249H44ZM52 247V246H51ZM73 247H75L76 248V250H77V254H78V250L80 249V251H79V254H78V256H75L76 255V252H75V257H73V251H76V250H73ZM112 247H114L115 248V246H112ZM151 247V246H150ZM154 247V246H153ZM160 247V246H159ZM172 247V246H171ZM212 247V248H211ZM230 247V246H229ZM5 248V247H4ZM6 248L8 249V247L6 246ZM5 248V249H6ZM15 248V247H14ZM30 248H32V247H30ZM79 248V249H78ZM143 248V247H142ZM145 248H147V247H145ZM167 248H170L169 246L167 247ZM188 250H187V249ZM235 248V249H234ZM6 249V250H7ZM10 249V248H9ZM8 249V250H9ZM13 249V248H12ZM32 249H34V248H32ZM38 249H36V252H35V254H34V256H35V259L36 258H40V257H36V254H37V250ZM58 249V248H57ZM59 249H60V247H59ZM105 249H107V251L105 250ZM115 249V250H116ZM138 249V248H137ZM149 249V248H148ZM157 249V248H156ZM159 249V248H158ZM179 249V250H178ZM187 250V252H186V250ZM213 249V250H212ZM221 249H219L221 252H222V250ZM226 249V248H225ZM11 250V249H10ZM10 250H9V252H10ZM15 250V249H14ZM28 250V249H27ZM29 250H31V249H29ZM29 250L27 251V254H26V251L24 250V252H25V254L26 255H29V253L31 254V256H33V250L32 251H30L29 252ZM45 250V249H44ZM61 250V249H60ZM136 250V249H135ZM233 250H235V251H233ZM20 251V250H19ZM47 251V248H46V250H45V252ZM53 251V250H52ZM65 251V252H64ZM144 251V250H143ZM145 251H147V250H145ZM158 251V250H157ZM186 252V254H185V257L183 256L184 255V252ZM198 251V252H197ZM210 251V252H211ZM6 252V251H5ZM12 252V251H11ZM17 252H18V248H17ZM23 252V251H22ZM54 252V251H53ZM106 252H107V254H106ZM136 252H138V251H136ZM150 251H148L146 254H148ZM182 254V256H183V258L181 259L180 258V253ZM14 253H16L15 251H13V253L12 254H14ZM20 253V252H19ZM42 253H39V254H42ZM46 253H48V252H46ZM52 253V252H51ZM113 253V252H112ZM142 253V252H141ZM11 254V253H10ZM23 255H25L24 253H22ZM21 253H20V255H22ZM39 254H37V255H39ZM145 254V255H146ZM150 254H152V252H150ZM155 254H157L156 252H155ZM154 254V255H155ZM164 254V253H163ZM162 254V256H160V254H159V256H158V258L157 257H153V256H151V257H153V259H155V260H153L151 257H150V260L149 261H151V259L153 260L152 261V263H154V264H158V263H160V264H163L164 262H166V258H167V256L164 254L163 255ZM217 254V255H216ZM6 255V254H5ZM23 255L21 256V257H23ZM50 255V254H49ZM52 255V254H51ZM58 255V254H57ZM67 256V258H66V256ZM136 255H137V257H136ZM142 255V256H141ZM170 255V254H169ZM192 255V253L190 254V256ZM196 254H194V258H196V256H195ZM199 255H198V257H199ZM209 255V256H208ZM231 255V256H230ZM8 256V255H7ZM17 256H19V255H17ZM33 256V257H34ZM53 256V255H52ZM59 256V255H58ZM63 256H62V258H63ZM155 256H157V255H155ZM177 256H179L178 257V259H177ZM181 256V257H182ZM192 256H191V260L193 259L192 258ZM201 256H202V253H201ZM204 256H202V257H204ZM209 257V259H210V262H209V259L208 260H205V259H207L208 257ZM213 256H211V257H213ZM230 256V257H229ZM10 257V256H9ZM13 257V256H12ZM16 256L14 255V258H15ZM20 257V258H21ZM25 258L26 257H28V256H24ZM30 257V256H29ZM45 257V256H44ZM44 257L42 256V258L44 259ZM56 257V256H55ZM55 257H53V258H55ZM69 257V258H68ZM139 257V259H137ZM140 257H142V260H141V263L139 262V260L141 259ZM146 257H147V255L145 256V260H146ZM149 257V256H148ZM147 257V258H148ZM174 257H176L175 259H173ZM229 257V258H228ZM6 258V257H5ZM11 258V257H10ZM20 258H19V260H20ZM32 258V257H31ZM74 258V259H73ZM189 258V257H188ZM2 259V258H1ZM9 259V258H8ZM7 258H6V260H8ZM16 259H18V258H16ZM27 259V260H26ZM25 260H24V258H23V260L22 261H24V262H28V260L29 261H35V259L34 258H32V260L31 259H29V258H26ZM41 259V258H40ZM42 259V260H43ZM49 259V258H48ZM57 258H55V260H56ZM61 259V258H60ZM59 259V260H60ZM72 259H73V261H72ZM149 259V258H148ZM169 256H168V258H167V262L169 263V261L171 260V259H169ZM199 259H201V258H199ZM37 260V259H36ZM39 260V259H38ZM37 260V261H38ZM62 260V259H61ZM136 260L138 261L137 263H136ZM178 260V261H177ZM184 260H182L181 262H182V264H183V261ZM197 260V259H196ZM195 260V262H197ZM9 261H11V259H9ZM33 261H32V263H33ZM40 261V260H39ZM49 261H51L50 259H49ZM49 261H47V263H44L45 262V260H43V262H42V264L44 263V264H54V262L53 263H50ZM54 261V260H53ZM148 261V260H147ZM147 261L145 262L146 264H152V263H150L149 261H148V263H147ZM164 261V262H163ZM24 262H20L21 264L22 263H24ZM57 262V261H56ZM56 262H55V264H56ZM59 262H61V261H59ZM75 262H76V260H75ZM156 262V263H155ZM166 262V263H167ZM172 262V261H171ZM180 262V263H181ZM186 262V261H185ZM195 262H194V264H195ZM209 262V263H208ZM7 263H8V261H7ZM6 263V264H7ZM10 263V262H9ZM31 263V264H32ZM78 263H79V261H78ZM83 263H80V264H83ZM166 263H164V264H166ZM176 263V264H177ZM187 263V262H186ZM205 263V262H204ZM16 264V263H15ZM25 264V263H24ZM28 264H30V263H28ZM34 264V263H33ZM38 264V263H37ZM61 264H66V262L64 263L63 261L61 262ZM77 264V263H76ZM172 264V263H171ZM193 264V263H192Z\"/></svg>", "mask_w": 264, "mask_h": 264}]
</instances>
